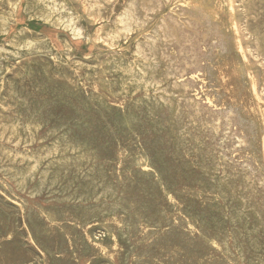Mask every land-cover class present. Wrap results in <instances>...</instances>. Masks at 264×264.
I'll use <instances>...</instances> for the list:
<instances>
[{
    "label": "rangeland",
    "instance_id": "obj_1",
    "mask_svg": "<svg viewBox=\"0 0 264 264\" xmlns=\"http://www.w3.org/2000/svg\"><path fill=\"white\" fill-rule=\"evenodd\" d=\"M4 1H5V3H4ZM49 1H50V3H49ZM56 1H57V3H55ZM60 1L61 0H18V1H15V0L14 1L13 0H3L2 1V0H0V3L1 2L3 3V4L2 3L0 4V23L2 24V25L0 24V35H1L0 36V50H2L0 52V68H1V70H0V75H1L0 76V82L2 81L0 84V114L2 113L1 115L3 116V117L0 116V128H1L0 131L2 130L0 132V138L2 137L1 138L2 140L0 139V152H1L0 156H2V157H0L1 158L0 159V163H1L0 164V166H1L0 167V179L2 178L0 180L1 181L0 182L1 183L0 184V234H1L0 235V237H1L0 238V264H14V263L15 264H28V262H29V264H98V263L99 264H107V263L108 264H141V263L142 264H165V263L166 264H170V263L171 264H187V263L188 264H193V263L194 264H225V263L226 264H233L234 263L235 264V262H236V264H240V263L241 264H264V231H263L264 230V226H263L264 225V223H263L264 222V203H263L264 202V199H263L264 198L263 197L264 196L263 195L264 194V192H263L264 191V183H263L264 182V179H263L264 178V165H263L264 164V139L262 137V136H264L263 135L264 134L263 133L264 132V56H263L264 55V38H263L264 37V0H246V1L245 0H227L228 2L226 0H188V1L187 0H180V1L179 0H165V1L164 0H152L151 2H150V0H139V1L138 0H124V1L123 0H116L117 2H115L114 0H112V1L109 0L108 2H104V3H103V1H107V0H100V1L95 0V2H94V3H96V4H94L95 9L93 8V5H92L93 4L92 2L94 0L93 1H91V0H89V1L88 0H78V1L77 0H63V2L61 1L62 3ZM125 1H127V3H125ZM10 2H12V3L14 2V4H16V5H14V4L12 5V3H10ZM82 2H84V3H82ZM88 2L91 3L92 8L89 7L90 3H88ZM226 2H227V4H226ZM17 3H19L18 6H17ZM42 3H44V4H42ZM106 3H109V4H106ZM113 3H115V4H113ZM124 3H125V5H124ZM60 4H61V6H60ZM64 4H65V6H64ZM81 4H83V5H81ZM97 4L99 6H97ZM22 5H23V7H22ZM86 5H88V6L86 7ZM261 5H263V6H261ZM50 6H52V7H50ZM54 6H55V8H54ZM63 6L65 7L66 10L64 9ZM66 6H67V8H66ZM73 6H74V8H73ZM96 6L98 7V9H96L97 8ZM127 6L129 7L128 10L126 9V8H128ZM48 7H50V9ZM71 7L75 10V12L73 11V9ZM103 7L104 8L106 7V9L107 8L108 9L104 10ZM156 7H158V8H156ZM61 8H63L64 10ZM124 8L127 10V12H125ZM43 9H45V10H43ZM70 9H72V11ZM89 9H91V10H89ZM102 9H103V11H102ZM94 10H96V11L99 10V11L95 12ZM129 10H130V12H129ZM65 11H67V12H65ZM83 11H85L87 13L89 12L90 14H86L85 12L83 13ZM132 12H133V14H132ZM173 12L174 13L176 12L175 15L177 17H179L178 19L174 15ZM124 13H125V15H124ZM129 13L132 14L133 16H131ZM12 14H13V16H12ZM56 14H58V15L56 16ZM84 14H86V15H84ZM97 14H98V16H96ZM107 14H108V16H107ZM118 14H120V15H118ZM59 15L62 17H60ZM99 15H100V17H99ZM250 15H251V17H250ZM122 16H123V19H122ZM181 16L184 18H182ZM248 16H249V18H248ZM6 17L7 18L9 17V18L7 19ZM114 17H117V19L116 18L114 19ZM130 17H133L134 19L130 18ZM190 17H192V18H190ZM96 18H97V20H96ZM124 18H125V20L128 18L130 20L128 19L125 21ZM187 18H189V19H187ZM63 19L64 20L66 19V21H64ZM70 19L74 20L75 23L73 21H71ZM121 19H122L123 23L121 22ZM1 20H2V22H1ZM114 20L116 22L118 21V23H116ZM42 21H43V23H42ZM70 21L73 23H71ZM109 21L110 22L113 21V24H112V22L109 23ZM119 22L121 24H119ZM197 22H199V23H197ZM233 22L236 24L238 33L242 39L241 49L237 48L235 46V44H233L234 41H232V39H233L232 36L234 33ZM9 23H11V24H9ZM70 23L73 26L70 25ZM126 23H127V25L125 28ZM129 23L131 24V27L128 26ZM68 24L70 25L69 27H68ZM142 24H143V26H140ZM182 24H183V26H182ZM44 25H45V27H43ZM82 25H84V26H82ZM120 25H122V26H120ZM76 26L78 29H76ZM127 26H128V28H127ZM137 26L140 29H137L138 28ZM84 27H85V30H84ZM113 27L114 28L116 27L117 29L115 28V30H114ZM141 27H142V29H141ZM5 28H7V29H5ZM68 28H70V29H68ZM81 28H82V30H81ZM120 28H121V31H119ZM71 29H74V30H71ZM104 29H105V31H104ZM128 29H131V31ZM22 30H23V32H20ZM64 30H66V31H64ZM76 30H78V31H76ZM97 30H98V32H96ZM122 30H124L125 33L122 32ZM29 31H31V32H29ZM71 31H73L72 35L70 33ZM93 31H94V33H93ZM108 31H110V32H108ZM126 31H129V32L127 33ZM150 31H151V33H150ZM173 31H174L175 35L173 34ZM24 32H26L27 34ZM105 32L108 34H106ZM131 32H133V33H131ZM139 32H140V34H139ZM30 33H32V34H30ZM84 33H86V34H84ZM92 33L95 35H93ZM153 33H154V35H153ZM25 34H26V36H25ZM98 34H99L100 39L98 37ZM118 34H119V36H118ZM13 35L14 36L16 35V36L12 37ZM78 35L82 39H80V37ZM107 35L108 36L111 35V36L107 37ZM39 36L42 39H40ZM95 36H97V37H95ZM115 36H116V39H115L116 41L114 40ZM123 36L126 38H124ZM143 36H145V37H143ZM148 36H153V37H150L151 39H149ZM24 37H26V38H24ZM30 37L31 38L33 37L32 38V40H34L33 42L30 39ZM146 38H148V39H146ZM153 38H155V39H153ZM111 39H112V41L113 40L114 41L112 42ZM142 39H143V41H142ZM164 39H166V40H164ZM7 41H9V42H7ZM65 41L68 42L67 44L70 45V48L68 47L69 52H68L67 44L64 43ZM75 41H77V42H75ZM85 41H86V44H85ZM151 41L153 43H151ZM74 42H75V44H74ZM101 42H102V44H101ZM136 42L138 43V45ZM149 42L151 43V45ZM166 42H167V44H166ZM31 43H33V44H31ZM141 43L144 45L143 47H142ZM6 44L9 46H7ZM63 45H64V48H63ZM110 45H113V46H110ZM148 45H150V47H148ZM153 45H154V48H153ZM160 45L162 46V48ZM32 46H34V47H32ZM94 46H97V48H95ZM128 46H129V48H128ZM145 46H147V48ZM170 46H171V48H170ZM136 47L138 49H136ZM235 47L237 49H235ZM20 48H21V50H20ZM22 48H24V50ZM98 48H100V49H98ZM109 48H110V50H109ZM119 48H122L123 50L122 49L119 50ZM31 49H32V51L34 49V51L32 52ZM163 49L166 51H164ZM41 50H42V52H41ZM136 50H138V51H136ZM144 50H146V52ZM170 50H172V51H170ZM139 51H140V53H139ZM154 51L156 52V55H155ZM9 52H12L13 54L9 53ZM133 52L135 53V55L133 54ZM150 52L153 53L154 55L152 54L150 56L149 55V54H151ZM180 53H181V55H180ZM40 54L45 55V57L47 59L50 57L48 59L49 61H47V59L43 55H40ZM65 54H66V56H65ZM69 54H71V55H69ZM34 55H36V56H34ZM142 55L144 57L146 56L145 57L146 59L148 57L147 61L145 58H144L145 62L142 60V58H139ZM166 55H167V57H165ZM41 56H43L44 58ZM152 56H153V59H152L153 61L151 60ZM177 56H179V57H177ZM12 57H13V60H12ZM22 57L24 60L23 59L21 60ZM55 57H57V58H55ZM17 58H20V59H17ZM135 58H136V60H135ZM154 58H156V60ZM165 58H168V59H165ZM4 59H6V60H4ZM71 59H73V60H71ZM74 59H76V60H74ZM178 59L181 60V62ZM190 59H191V61H189ZM26 60L27 61L32 60V61L27 62ZM34 60L36 62H34ZM78 60H80V61H78ZM120 60H121V62H120ZM133 60H134V64H133ZM74 61H75V63H74ZM170 61L172 63L169 65L168 63H170ZM57 62H58V65L56 64ZM85 62H86V64L84 65ZM126 62H129V63H126ZM135 62H138V65ZM153 62L156 64H153ZM182 62L184 64V67H183ZM27 63L30 65H28ZM62 63H64V64H62ZM109 63H111V64H109ZM165 63H167V64H165ZM75 64L77 65V67ZM79 64H81L80 65L81 68L79 67ZM92 64L95 65L94 66L95 68L93 67ZM100 64H102L104 67L101 66ZM17 65H19L20 67ZM64 65H67V67ZM90 65H91V67H90ZM133 65H134V67H133ZM152 65H153V67H152ZM154 65H155V67H154ZM84 66H86V67H84ZM106 66H108V67H106ZM3 67H5V69ZM35 67H36V69L38 68L36 71L34 70ZM39 67H40V69H39ZM45 67H47V69ZM137 67H140V68H137ZM165 67L166 68L168 67V68L166 69ZM176 67H178L179 69L178 68L176 69ZM9 68H10V70H9ZM42 68L43 69L45 68V69L43 70ZM53 68H55V69H53ZM103 68H105V69H103ZM171 68H172V70H171ZM182 68H183V70H182ZM15 69H17V71ZM60 69L62 71H59ZM139 69H141L142 71ZM109 70L111 73L108 72ZM66 71H68V72H66ZM140 71L143 73V75ZM169 71H171V73ZM173 71H175V72L173 73ZM180 71H182L181 75H180ZM49 72L50 73L52 72L53 75L50 74ZM164 72L166 73L167 77H169L168 79H166V75ZM83 73H84V75H83ZM114 73H116V74H114ZM129 73L131 76L129 75ZM138 73H140V74H138ZM153 73H154V75H153ZM177 73H178V75H177ZM54 74H56V75H54ZM109 74H111L113 77ZM126 74H127V77L125 76ZM172 74L175 77H173ZM48 75H49V77H48ZM50 75H51V78H50ZM62 75H64V76H62ZM10 76H11V79L9 78ZM77 76H78V78H77ZM122 76L123 77L125 76L126 78L125 77L123 78ZM154 76L156 77V79ZM15 77H16V80H14ZM114 77H115V79H113ZM128 77L132 78L133 80L131 79L132 80L131 81ZM171 77L175 82L171 79ZM179 77H180V81H179ZM52 78H53V81H52ZM138 78H140L139 79L140 81L138 80ZM119 79L121 81H119ZM55 80H57L59 82H56ZM67 80H68V83H67ZM73 80H75L76 83L73 82ZM112 80H114V81H112ZM123 80L124 81L126 80V81L124 82ZM143 80H145V81H143ZM151 80H153V81H151ZM155 80H157V81H155ZM159 80H160V82H159ZM16 81H17V83H16ZM171 81H173V82H171ZM20 82L24 83V84L22 83L23 86L21 85ZM30 82H32V83L28 84ZM92 82H93V84H92ZM94 82L96 84L98 82L99 84L95 85ZM132 82L135 84V86ZM140 82H141V84H140ZM183 82L186 84L184 85ZM121 83H123V84H121ZM125 83L128 85V88H127V85H125ZM130 83L132 85H130ZM172 83H174V84L176 83L175 86L178 89H176L174 87L171 88V86L174 85V84L172 85ZM181 83L183 84V86L180 85ZM6 84H8V85L6 86ZM62 84H64V85H62ZM67 84H69V85H67ZM105 84L107 86H105ZM113 85H115L116 87L115 86L113 87ZM141 85L143 86V88L141 87ZM156 85H158V86H156ZM169 85H171V86H169ZM97 86H99V87L96 88ZM121 86H122V88H121ZM249 86H251V87H249ZM7 88H8V90H7ZM33 88H34V90H33ZM134 88H135V90H134ZM136 88L139 91H136ZM76 89H78V90H76ZM152 89L154 90L155 93L152 92L153 91ZM179 89H180V91H179ZM188 89H190V90H188ZM253 89H254V91H253ZM120 90H123V91L125 90V91L123 93V91H120ZM155 90H157V93ZM2 91L6 94H4ZM31 91L33 92L32 93L33 95L31 94ZM96 91L102 92L103 94L99 93V92L97 93ZM133 92H136V93L134 94ZM158 92H159V94H158ZM116 93H117V95H116ZM163 93H165V94H163ZM40 94H41V96H40ZM166 94H168V95H166ZM171 94H174V95L169 96ZM23 95H24V97H23ZM126 95H128V96H126ZM145 95L147 96L146 98L148 100H145L146 99ZM156 95H158V96H156ZM187 95H188V97L185 98V96H187ZM37 96H39V97H37ZM47 96L49 99H47ZM116 96L120 97V98H117ZM142 96H144V97H142ZM160 96H161L160 99H162V100L159 99ZM193 96H194V98H193ZM124 97H126V98L124 99ZM172 97L173 98L175 97V98L173 99ZM179 97H182L183 99L179 98ZM60 98H61V100H60ZM130 98H131V100H130ZM166 98L168 100H166ZM178 98L181 100H179ZM39 99H41V100H39ZM73 99H74V101H73ZM90 99L93 102H90L91 101ZM186 99H187V101H186ZM26 100H28V101H26ZM104 100H106V101H104ZM189 100H191L192 102ZM180 101H182L183 104H182V102L180 103ZM184 101L186 103H184ZM206 101H207V103H205ZM7 102L12 103V104H9ZM45 103H47V104H45ZM193 103H196L199 105H196ZM19 104H20V106H19ZM99 104H101V105H99ZM151 104H152V106H151ZM8 105H9V107H8ZM15 105H17L18 107ZM143 105H145V106H143ZM169 105H170V108H172V110L174 108L173 111L169 108ZM192 105H194L196 108ZM44 106H45L44 109H46V110L43 109ZM164 106L166 107V111H165ZM176 106H179L180 108H178ZM115 107L118 108V110ZM140 107H142V108H140ZM77 109L80 112H78ZM113 109H115V110H113ZM119 109H120L121 113H120ZM138 109H139V111H138ZM155 109H156V111H155ZM183 109H186V110L184 111ZM177 110L178 111L181 110V111L178 112ZM196 111H198V112H196ZM13 112H14V114H13ZM176 113H179L177 115H180V113H181V115L176 116ZM196 113H197V115H196ZM198 113H199V116H198ZM229 113H231L230 116H228ZM5 114H7V115L5 116ZM156 114H158V115H156ZM172 114H174L175 116L173 117ZM184 114L186 116H184ZM187 114H189V115H187ZM151 115H152V117H151ZM7 116H9V117L7 118ZM25 116H26V118H25ZM28 116L30 118H28ZM36 116H37V118H36ZM130 116H132V117H130ZM182 116H184V117L181 118ZM20 117H22V118H20ZM172 117L176 118V119H171ZM185 117L188 118V120L191 119L192 121L191 120L187 121V119ZM198 117H199L200 121H198ZM216 117H217L218 121L216 120ZM11 118H12V120H11ZM78 118H79V120H77ZM194 118H197V119H194ZM224 118H225V120H224ZM4 119L6 120V122ZM8 119H10V120H8ZM33 119H34V121H33ZM157 119H159V120L157 121ZM170 119L172 120V122ZM108 120H109V122H108ZM226 120L229 121V123ZM10 121H12L13 123ZM18 121H20L21 123ZM183 121H185V123ZM186 121H187V123H186ZM15 122H16V124H15ZM29 122H30V124H29ZM38 122H40V123H38ZM168 122H170V123L168 124ZM182 122H183V124H182ZM207 123H210V124L208 125ZM17 124L20 125V127ZM21 124H22V126H21ZM153 124H155V125L153 126ZM161 124H164V126ZM166 124H167V126H166ZM177 125H179V127H180V128L178 127L179 129L177 128ZM184 125H185V130H184ZM11 126L14 128H11ZM35 126H38V127H35ZM83 126H84V128H82ZM39 127H40V129H39ZM187 127H189V128H187ZM224 127L227 129V131H225L226 129ZM227 127H229V128H227ZM170 128H171V131L173 133L170 131ZM186 128H187L188 132L186 131ZM211 128L213 131L211 130ZM3 129H5V130L7 129L6 130L7 135L5 133V130H3ZM218 129H219V131H217ZM10 130L12 131L11 133H9ZM58 130L59 131L62 130V131L59 132ZM164 130H166V131H164ZM198 130H199V135L197 134ZM200 130H202V131H200ZM15 131H17V132H15ZM183 131H185V132H183ZM180 132H181V134H180ZM203 132L205 135L203 134ZM215 132H216V136H215ZM224 132L225 133L227 132V133L225 134ZM13 133L17 134V138H16V134L14 135ZM29 133L31 134V136H29L30 135ZM36 133H38V134H36ZM45 133H46V135H45ZM192 133L194 134V137L191 138L190 135H193ZM206 133L208 135H206ZM222 133H224V135ZM19 134L22 137H19ZM171 134L173 136H171ZM178 134H179V136H178ZM185 134H187V136H185ZM5 135H6V137H4ZM78 135H80V136H78ZM219 136H220V139L218 138ZM32 137H35V138H32ZM50 137H51V139H50ZM212 137H214V138H212ZM210 138H212L214 141H212ZM4 139H6V140H4ZM19 139H21L22 141L20 140V142H19ZM38 139H40V140H38ZM85 139H86L85 143L87 142L86 144L83 143L84 142L83 140H85ZM238 139H240V141H237ZM9 140H12V141H9ZM29 140H30V142H29ZM233 140L235 143L233 142ZM13 141L16 144L18 143V146ZM37 141H39V143ZM52 141H54L55 145ZM57 141H58V143H57ZM208 141H210V142H208ZM224 141H226V142L230 141V142H229V144L228 143L223 144L222 142H224ZM6 142H8V143H6ZM32 142H33V144H32ZM181 142H183V143H181ZM240 142L243 143V146H244V144L246 146L243 147ZM137 143H139V144H137ZM218 143L220 146L218 145ZM260 143H262V144L260 145ZM62 144L64 147H60V146H62ZM100 144H102V145L100 146ZM104 144H105V146H104ZM200 144H201L202 149L200 147ZM202 144H204V146L205 145L206 146L204 147ZM215 144L218 148L215 146ZM234 144H236V145H234ZM68 145H70V146H68ZM188 145H190V146H188ZM237 145H239V146H237ZM175 146H176V148H175ZM233 146L236 148H234ZM3 147H5V148H3ZM46 147L48 150L46 149ZM58 147L64 148L65 150L60 149ZM114 147H116L115 150H114ZM187 147H188V149H187ZM230 147H231V150H230ZM71 148L72 149L74 148L73 151ZM98 148H99V150H98ZM8 149H9V152H7ZM54 149H55V151H54ZM94 149H96V152L94 151ZM106 149H109V150H106ZM186 149L189 151H187ZM32 150H33V152H32ZM36 150H37V152H36ZM45 150H46L47 154H46ZM52 150H53V152H52ZM66 150H68V151H66ZM76 150L78 152L77 154H75ZM208 150H209V152H207ZM2 151H4L3 154H2ZM34 151L36 153H34ZM59 151H61V152H59ZM133 151H135V152H133ZM201 151L205 154H203ZM228 151L229 152L232 151V152L229 153ZM14 152H15V154H14ZM17 152H18V155H17ZM19 152H21V153H19ZM48 152L51 154L53 153V154L51 155ZM70 152H72L71 154H73V155H70ZM179 152H181V153H179ZM28 153H30V154H28ZM37 153H39L42 156H40ZM60 153H61V155H60ZM133 153L134 154L136 153V154L132 155ZM36 154L39 155L40 158H39V156L36 158L35 157V156H37ZM198 154H199V156H198ZM206 154H208V155H206ZM9 155H10V157L11 156L12 157L8 158ZM32 155H35V156L32 157ZM96 155H97V157H94ZM217 155H218V157H217ZM5 156H8V157H5ZM46 156H47V158H46ZM49 156H50V158H49ZM226 156L228 158H226ZM74 157H75V159H74ZM118 157H120L121 159L123 158L122 161L120 158L117 159ZM174 157L177 160L174 159ZM115 158H116V160H115ZM223 158H224V161L222 163L220 161H222ZM5 159H7V161ZM36 159H38L39 162ZM141 159H142V162L140 161ZM171 159H172V161H171ZM204 159H206V160H204ZM8 160L11 162H9ZM49 160H50V162H48ZM72 160H74V161H72ZM76 160H77V162H76ZM98 160L99 161L101 160V161L98 162ZM200 160L202 162H199ZM207 160H208V162H207ZM12 161L14 163H12ZM20 161H22V162H20ZM78 161H80L82 163H80ZM143 161H145V163ZM228 161H229V163H228ZM65 162H68V163H65ZM75 162H76V164H75ZM120 162H122V163L120 164ZM29 163H31V164H29ZM96 163H98V164H96ZM114 163L117 165H115ZM190 163H191V167H190ZM192 163L194 164L193 167H192V165H193ZM198 163H199V165H198ZM200 163H201V165H200ZM205 163H207V164H205ZM225 163L228 164L227 167L225 166L226 165ZM235 163H236V165H234ZM19 164H21V165H19ZM53 164H54V166H53ZM70 164L72 166H70ZM93 164H95V165H93ZM133 164L134 165L136 164L135 166H137V165L138 166L135 167V166H133ZM204 164H205V166H204ZM97 165L98 166L102 165L99 168V171H97L98 173L96 172V170H98ZM122 165H126V166H124V168H123ZM232 165H234L233 170H232ZM244 165L245 166L247 165V167H245ZM33 166H34V168H33ZM48 166L49 167L52 166L51 167L52 169H50ZM57 166H59L60 168ZM64 166H65V168H66V166L68 168L62 169V167L64 168ZM69 166L72 167V169H70ZM148 166H149V168H148ZM201 166H202V168H199ZM215 166H218V167H216L217 170H216ZM53 167H54V169H55V167H57V168L54 170ZM77 167H78V169H77ZM73 168H74V170H73ZM91 168H92L93 172L91 171ZM129 168H130V170H129ZM145 168H146V170H145ZM230 168H231V170H230ZM239 168H241V169H239ZM11 169L13 170V172ZM32 169H33V172H32ZM57 169L59 170V172L62 170L60 172V174H57V173H59ZM106 169H108V170H106ZM122 169H124V170H122ZM201 170H202V172H201ZM222 170L224 173L222 172ZM48 171H50V172H48ZM114 171H116V172H114ZM124 171L127 173H124ZM232 171L235 174H232ZM34 172L36 175L34 174ZM54 172H56V173H54ZM65 172H66V174H64ZM103 172L106 173V176L104 175L105 173H103ZM108 172H109V176H107ZM189 172H190V174H189ZM8 173H9V175H8ZM10 173H13L12 176L14 175V177L10 176L11 175ZM14 173H16V174H14ZM76 173H77V175H76ZM118 173L121 176H119ZM211 173H212V175H211ZM48 174H49V176H47ZM85 174H89V175H85ZM94 174H95V177H93ZM112 174H113V176H112ZM50 175L51 176L54 175V176L51 177ZM249 175L252 177H250ZM18 176H19V178H18ZM34 176H35V178H34ZM55 176L58 178H56ZM59 176H60V178H59ZM79 176L81 177L80 179H79ZM86 176H87V178H85ZM97 176H99V177H97ZM111 176L114 178H112ZM218 176H219V178L220 177L221 178L219 179ZM234 176H236V178ZM6 177H7V179H6ZM61 177L62 178L64 177V178L62 179ZM67 177L69 178L68 182H66V180L68 179ZM70 177H72V178H70ZM91 177H93V178L91 179ZM100 177L105 178V179L102 180ZM108 177L109 178L111 177L112 179L110 178V181H109ZM258 177L260 179L263 177L262 178L263 180L262 179L260 180ZM43 178H45L44 181H43ZM55 178H56V182L58 181L57 183L55 182ZM94 178H96V179H94ZM99 178L101 179V181ZM134 178H135V180H134ZM245 178H248V179H245ZM59 179H60V181H59ZM113 179H116L115 182ZM39 180H41V181H39ZM48 180L49 181L51 180L52 182L51 181L49 182ZM85 180H87V181H85ZM126 180H128V181H126ZM178 180H181V181H178ZM221 180H222V182H221ZM248 180L250 182H248ZM256 180H257V182H256ZM12 181H14V182H12ZM18 181L20 182V184ZM42 181L45 184L44 186H43ZM61 181L63 183L65 182L64 184L66 186L64 184H62ZM71 181H72L73 185L70 183ZM105 181H107V182H105ZM123 181H125V183ZM161 181H162V183H161ZM259 181L262 184H260ZM45 182H47V183H45ZM94 182L96 184L93 186L92 184H94ZM181 182H182V184H181ZM218 182H219V184H218ZM13 183L16 187L12 186ZM15 183H17V184H15ZM23 183L25 185H23ZM98 183L100 184V186L103 184V187L105 185L107 188L110 187L108 189L107 196L105 195L107 189H105V187L103 188L101 186V188H102V190H101ZM55 184H56V186H55ZM238 184H240V185H238ZM253 184L255 187L253 186ZM70 185H71V187H70ZM77 185H79V186H77ZM156 185L158 188L155 187ZM249 185H251L250 186L251 188L249 187L250 189L248 188ZM17 186H19V187L17 188ZM122 186H124V187L126 186V189ZM182 186L184 187V189ZM42 187H45L44 188L45 190ZM63 187H65V189H67L68 192ZM84 187H85V189H84ZM144 187H146V188H144ZM176 187H177V189H176ZM80 188H82V189H80ZM96 188H97V190H96ZM202 188H203V190H202ZM211 188H213V189H211ZM16 189H17V191H16ZM19 189H20V191H19ZM70 189H72V191ZM77 189H78V191L80 189V191L83 190L84 192L83 191H82L83 193L80 191L76 192ZM111 189L113 192L111 191ZM235 189H237V190H235ZM36 190H37V192H36ZM94 190H96V191H94ZM109 190L111 191V193ZM121 190H123V191H121ZM127 190L130 193H128ZM130 190L133 191V193ZM153 190H154V192H153ZM212 190H213V192H212ZM238 190H239V192H237ZM63 191H65V193H63ZM87 191L89 193H87ZM102 191L103 192L105 191V193L101 194V193H103ZM206 191H207V193H206ZM234 191L236 192V194ZM73 192H74V194H73ZM178 192H179V195H178ZM186 192H187V196H185ZM199 192L201 195L199 194ZM262 192H263V194H262ZM50 193L52 195L56 194L57 196L56 195L50 196ZM86 193H87V195H86ZM163 193H166V194H163ZM181 193H182V195H181ZM192 193H194L195 195ZM213 193H215V194H213ZM44 194H46V195H44ZM83 194L85 195L86 199L84 196H82ZM175 194H176V196H175ZM256 194H257V196H256ZM69 195H71L72 197L74 196V198L72 199V197L71 196L69 197ZM80 195L82 196V198L80 197ZM131 195H133L132 199H130ZM191 195H193V196L190 199ZM196 195H197V197H196ZM205 195H207V196H205ZM33 196H35V197H33ZM124 196L126 198L128 196V198L126 199V198H124ZM139 196H140V198H139ZM237 196H239V197H237ZM67 197H68V199H67ZM98 197L101 199H99ZM157 197H158V199H157ZM214 197H215V199H214ZM18 198H19V200H18ZM93 198H94V200H93ZM120 198H122L123 200ZM202 198H203V200H202ZM204 198H206L207 200L206 199L204 200ZM45 199H48V201ZM170 199L173 202H171ZM237 199L241 200V201H237ZM5 200H6V202H5ZM15 200H16V202H15ZM51 200H53V201H51ZM118 200H122L123 203H122V201H118ZM128 200H129V202H128L129 205L126 204ZM176 200H179V201H176ZM261 200H262V202H261ZM64 201L66 203H64ZM78 201H80V202H78ZM88 201H90V202H88ZM157 201H158V203H157ZM102 202H105V203H102ZM119 202L123 206L125 205L126 207L125 206L123 207ZM132 202L135 203L134 204L135 206L132 205L133 204ZM199 202H201V203H199ZM203 202H205V203H203ZM211 202H213V203L211 204ZM222 202H224L225 204ZM18 203L20 205H18ZM81 203H83V204H81ZM94 203H95V205H94ZM118 203L120 204V206ZM202 203L205 206H203ZM260 203L261 204L263 203L262 204L263 206ZM37 204H38V206H37ZM98 204H100V205H98ZM168 204H170V205H168ZM241 204H242V206H241ZM195 205L197 208L195 207ZM95 206H96V208H95ZM103 206H104V208H103ZM178 206H181V207H178ZM49 207L54 209V210H52V209L49 210L50 209ZM41 208L44 210V212H41V211H43V210H41ZM97 208H99V210ZM109 208H111V209H109ZM88 209H90V210H88ZM101 209H104L103 211H105V210L106 211L103 212V211H101ZM128 209L131 211L129 212ZM141 209H142V211H141ZM248 209H250V210L248 211ZM47 210L50 211V213ZM57 210L60 213H57ZM76 210H77V212H76ZM134 210H136V213ZM137 210H139V211H137ZM144 210H146L148 212H146ZM176 210H178V211H176ZM185 210H186V212H185ZM54 211H56V212H54ZM82 211L83 212L86 211L85 212L86 215L83 214ZM88 211H89V214H88ZM115 211L116 212L118 211V212L115 214ZM221 211H222V213H220ZM244 211L245 212L248 211V212L245 213ZM45 212H47L48 214L46 213V215H45L44 214ZM139 212H141L140 213L141 215L139 214ZM198 212H200V213H198ZM255 212L257 214H254ZM76 213H78V214L76 215ZM90 213H91V215H93V214L94 215L91 216ZM131 213L132 214L135 213V214L130 215ZM142 213L144 215L145 214L146 215L144 216ZM160 213L161 214L164 213L163 216L160 215ZM240 213H241V215H240ZM100 214H102V215H100ZM120 214H121V217L119 216ZM165 214H167L168 216ZM55 215H57V216L62 215V217L60 216L61 218L60 217L54 218ZM63 215H65V216H63ZM106 215L108 217L109 216L110 217L108 218ZM174 215H175V217H174ZM48 216H50V217H48ZM88 216H91L92 218L89 217L90 218L89 219ZM94 216H96V217H94ZM111 216H112V218H111ZM129 216H130V218H129ZM131 216H132V218H131ZM136 216H138V217L136 218ZM139 216H141V217H139ZM182 216L185 218H183ZM256 216L258 217L257 219H255ZM72 217L75 219L76 222L74 221V219H72ZM86 217L88 220V224L86 223ZM124 217H126V218H124ZM138 218H140V219L138 220ZM45 219H46V221L48 219L49 220L46 222ZM104 219H106V220H104ZM121 219H122V221H121ZM1 220H3V221H1ZM58 220L60 222H58ZM64 220H65V222H64ZM67 220H68V223H67ZM103 220H104V222H103ZM107 220H109V221H107ZM113 220H115L116 222ZM135 220H136V222H135ZM147 220L149 222L144 223ZM152 220H154V222ZM175 220H176V222H174ZM257 220L259 221V223L260 222L261 223L259 224ZM140 221H141V223H140ZM162 221H165L166 224H165V222H162ZM179 221L182 223H180ZM42 222L44 224H42ZM51 222L53 224H51ZM80 222H82V224ZM137 222H138V224H137ZM188 222H190V223H188ZM83 223H85L84 226H83ZM100 223H102L103 225ZM126 223H129V224H126ZM173 223H174V225H173ZM193 223H194V226H193ZM130 224H132V225H130ZM134 224H135V226H133ZM258 224H259V226L262 225L263 227L262 226L259 227ZM121 225H122V227H121ZM136 225H140V226H136ZM157 225H160V226H157ZM23 226H24V228H23ZM93 226H95L96 228ZM119 226L121 227V229ZM170 226H173V227H170ZM195 226H196V229H195ZM257 226H258V229H257ZM99 227H100V229H98ZM108 227L111 229H109ZM142 227L144 229H142ZM181 227H183V228H181ZM9 228H10V230H9ZM59 228H61V229H59ZM151 228H154L155 230L154 229L151 230ZM203 228H205V229H203ZM259 228L261 230H259ZM72 229H74L75 231ZM77 229L79 231H77ZM90 229L92 231H90ZM129 229H133V230H130L131 232H128ZM255 229H256V231H255ZM48 230H50V231H48ZM134 230H136L137 232ZM138 231H139V234H138ZM154 231H155V233H154ZM191 231H192V233H191ZM53 232H54V234H53ZM69 232H70V234H69ZM117 232H119V233H117ZM135 232H136V234H135ZM147 232H148V234H147ZM78 233H80L82 236L80 234H79L80 235L79 236ZM115 233H117V234H115ZM199 233H201V234H199ZM64 234H68L70 238L68 237V235H64ZM119 234H120V236H119ZM168 234H169V236H167ZM191 234H193V235H191ZM160 235H162V236H160ZM84 236H85V239H84ZM162 237L165 239H163ZM229 237H230V239H229ZM110 239H111V241H110ZM161 239H163V240H161ZM116 240H117V242H116ZM133 240H137V241H133ZM140 240H142V241H140ZM145 240H147V241H145ZM166 240H168L167 243H166ZM46 241H47V243H46ZM128 241H130L131 243ZM164 241L166 244L164 243ZM157 242H159V243H157ZM132 244H134V245H132ZM136 244H138V245H136ZM78 245H81V247ZM118 246H120V247H118ZM169 247L171 250L169 249ZM91 248H92V251L90 250ZM174 249H175V251H174ZM229 249H230V251H229ZM19 250H21V251L24 250V251L20 252ZM93 250L95 252L97 251L99 254L97 252L95 253ZM119 250H121L122 253ZM135 250H136V252H135ZM147 250H149V251H147ZM24 252H26L27 254H25ZM20 253H21V255H19ZM131 254H132V256H131ZM148 254L151 256V258L149 257ZM6 255L9 257H7ZM68 256H69V258H68ZM155 256L156 257L158 256V257L155 259ZM165 257H166V259H165ZM172 257H174V258L172 259ZM141 258H142V260H141ZM230 258L233 259V261ZM131 259L132 260L134 259V260L132 261ZM164 259H165V261H164ZM1 260H2V262H1ZM147 261H150V263ZM209 261H210V263H209ZM231 261H232V263H231Z\"/></svg>",
    "mask_w": 264,
    "mask_h": 264
},
{
    "label": "bare ground",
    "instance_id": "obj_2",
    "mask_svg": "<svg viewBox=\"0 0 264 264\" xmlns=\"http://www.w3.org/2000/svg\"><path fill=\"white\" fill-rule=\"evenodd\" d=\"M2 1H3V0H2ZM13 1H14V0H13ZM15 1H18V0H15ZM61 1L63 2V0H61ZM61 1H60V2H61ZM77 1H78V0H77ZM88 1H89V0H88ZM91 1H93V0H91ZM99 1H100V0H99ZM108 1H109V0H107V1H103V3H104V2H108ZM111 1H112V0H111ZM114 1L117 2L116 0H114ZM123 1H124V0H123ZM138 1H139V0H138ZM151 1H152V0H150V2H151ZM164 1H165V0H164ZM179 1H180V0H179ZM187 1H188V0H187ZM187 1H186V2H187ZM226 1H227V0H226ZM245 1H246V0H245ZM42 2H43V1H42ZM53 2H54V1H53ZM60 2H59V3H60ZM62 2H61V3H62ZM94 2H95V0L92 2V3H93V4H92V5H93V8L95 7L94 4H96V3H94ZM96 2H97V1H96ZM130 2H131V1H130ZM130 2H129V3H130ZM136 2H137V1H136ZM166 2H167V1H166ZM166 2H165V3H166ZM227 2H228V1H227ZM227 2H226V4H227ZM258 2H259V1H258ZM1 3H2V2H1ZM1 3H0V4H1ZM4 3H5V1H4ZM10 3H12V2H10ZM15 3H16V2H15ZM27 3H28V2H27ZM44 3H45V2H44ZM44 3H42V4H44ZM49 3H50V1H49ZM55 3H57V1H56ZM82 3H84V2H82ZM88 3H90V2H88ZM125 3H127V1H125ZM125 3H124V5H125ZM133 3H134V2H133ZM147 3H148V2H147ZM173 3H174V2H173ZM173 3H172V4H173ZM229 3H230V2H229ZM2 4H3V3H2ZM13 4H14V2L12 3V5H13ZM18 4H19V3H17V6H18ZM39 4H40V3H39ZM86 4H87V3H86ZM100 4H101V3H100ZM106 4H109V3H106ZM113 4H115V3H113ZM130 4H131V3H130ZM143 4H144V3H143ZM148 4H149V3H148ZM162 4H163V3H162ZM168 4H169V3H168ZM172 4H171V5H172ZM224 4H225V3H224ZM14 5H16V4H14ZM62 5H63V4H62ZM66 5H67V4H66ZM79 5H80V4H79ZM81 5H83V4H81ZM110 5H111V4H110ZM131 5H132V4H131ZM240 5H241V4H240ZM4 6H5V5H4ZM28 6H29V5H28ZM60 6H61V4H60ZM64 6H65V4H64ZM64 6H63V7H64ZM68 6H69V5H68ZM87 6H88V5H86V7H87ZM97 6H99V5L97 4ZM97 6H96V7H97ZM103 6H104V5H103ZM107 6H108V5H107ZM107 6H106V7H107ZM128 6H129V5H128ZM128 6H127V7H128ZM132 6H133V5H132ZM145 6H146V5H145ZM145 6H144V7H145ZM167 6H168V5H167ZM261 6H263V5H261ZM1 7H2V6H1ZM22 7H23V5H22ZM50 7H52V6H50ZM50 7H48V8L50 9ZM56 7H57V6H56ZM89 7L92 8L91 3H90V6H89ZM89 7H88V8H89ZM101 7H102V6H101ZM106 7H105V8L103 7V9L105 10ZM123 7H124V6H123ZM130 7H131V6H130ZM179 7H180V6H179ZM5 8H6V7H5ZM26 8H27V7H26ZM54 8H55V6H54ZM66 8H67V6H66ZM71 8H72V7H71ZM73 8H74V6H73ZM73 8H72V9H73ZM77 8H78V7H77ZM120 8H121V7H120ZM156 8H158V7H156ZM184 8H185V7H184ZM204 8H205V7H204ZM39 9H40V8H39ZM61 9H63V8H61ZM64 9H65V7H64ZM64 9H63V10H64ZM72 9H70V10L72 11ZM94 9H95V8H94ZM96 9H98V7H97ZM99 9H100V8H99ZM103 9H102V11H103ZM107 9H108V8H107ZM107 9H106V10H107ZM126 9L128 10L129 7L126 8ZM126 9L124 8L125 12H127ZM130 9H131V8H130ZM149 9H150V8H149ZM175 9H176V8H175ZM175 9H174V10H175ZM205 9H206V8H205ZM226 9H227V8H226ZM253 9H254V8H253ZM21 10H22V9H21ZM26 10H27V9H26ZM43 10H45V9H43ZM54 10H55V9H54ZM63 10H62V11H63ZM65 10H66V9H65ZM87 10H88V9H87ZM89 10H91V9H89ZM111 10H112V9H111ZM111 10H110V11H111ZM113 10H114V9H113ZM132 10H133V9H132ZM230 10H231V9H230ZM249 10H250V9H249ZM1 11H2V10H1ZM9 11H10V10H9ZM9 11H8V12H9ZM12 11H13V10H12ZM23 11H24V10H23ZM51 11H52V10H51ZM57 11H58V10H57ZM73 11L75 12L74 9H73ZM94 11H95V12H98L99 10H97V11L94 10ZM121 11H122V10H121ZM175 11H176V10H175ZM231 11H232V10H231ZM231 11H230V12H231ZM15 12H16V11H15ZM32 12H33V11H32ZM38 12H39V11H38ZM48 12H49V11H48ZM65 12H67V11H65ZM65 12H64V13H65ZM84 12H85V11H83V13H84ZM100 12H101V11H100ZM100 12H99V13H100ZM129 12H130V10H129ZM152 12H153V11H152ZM227 12H228V11H227ZM242 12H243V11H242ZM2 13H3V12H2ZM2 13H1V14H2ZM85 13H86V14H90L89 12H88V13L85 12ZM92 13H93V12H92ZM102 13H103V12H102ZM102 13H101V14H102ZM104 13H105V12H104ZM112 13H113V12H112ZM173 13H174V12H173ZM173 13H172V14H173ZM175 13H176V12H175ZM175 13H174V15H175ZM10 14H11V13H10ZM46 14H47V13H46ZM59 14H60V13H59ZM76 14H77V13H76ZM86 14H84V15H86ZM94 14H95V13H94ZM114 14H115V13H114ZM120 14H121V13H120ZM120 14H118V15H120ZM122 14H123V13H122ZM129 14H130V13H129ZM132 14H133V12H132ZM132 14H130V15L133 16ZM178 14H179V13H178ZM248 14H249V13H248ZM2 15H3V14H2ZM57 15H58V14H56V16H57ZM71 15H72V14H71ZM91 15H92V14H91ZM118 15H117V16H118ZM124 15H125V13H124ZM232 15H233V14H232ZM243 15H244V14H243ZM5 16H6V15H5ZM12 16H13V14H12ZM48 16H49V15H48ZM59 16H60V15H59ZM69 16H70V15H69ZM80 16H81V15H80ZM96 16H98V14H97ZM101 16H102V15H101ZM107 16H108V14H107ZM175 16H176V15H175ZM54 17H55V16H54ZM60 17H62V16H60ZM67 17H68V16H67ZM74 17H75V16H74ZM78 17H79V16H78ZM86 17H87V16H86ZM88 17H89V16H88ZM93 17H94V16H93ZM99 17H100V15H99ZM104 17H105V16H104ZM125 17H126V16H125ZM151 17H152V16H151ZM176 17H177V16H176ZM181 17H182V16H181ZM181 17H180V18H181ZM250 17H251V15H250ZM6 18H7V17H6ZM8 18H9V17H8ZM8 18H7V19H8ZM28 18H29V17H28ZM64 18H65V17H64ZM101 18H102V17H101ZM105 18H106V17H105ZM115 18L117 19V17H114V19H115ZM119 18H120V17H119ZM130 18H133V17H130ZM135 18H136V17H135ZM178 18H179V17H177V19H178ZM182 18H184V17H182ZM190 18H192V17H190ZM201 18H202V17H201ZM248 18H249V16H248ZM1 19H2V18H1ZM4 19H5V18H4ZM30 19H31V18H30ZM50 19H51V18H50ZM60 19H61V18H60ZM72 19H73V18H72ZM87 19H88V18H87ZM107 19H108V18H107ZM122 19H123V16H122ZM122 19H121V22H122ZM128 19H129V18H128ZM128 19H126V20H128ZM133 19H134V18H133ZM187 19H189V18H187ZM193 19H194V18H193ZM193 19H192V20H193ZM2 20H3V19H2ZM2 20H1V22H2ZM10 20H11V19H10ZM35 20H36V19H35ZM41 20H42V19H41ZM56 20H57V19H56ZM63 20H64V19H63ZM70 20H71V19H70ZM96 20H97V18H96ZM96 20H95V21H96ZM103 20H104V19H103ZM109 20H110V19H109ZM124 20H125V18H124ZM126 20H125V21H126ZM129 20H130V19H129ZM228 20H229V19H228ZM5 21H6V20H5ZM11 21H12V20H11ZM58 21H59V20H58ZM64 21H66V19H65ZM71 21H73V22L75 23L74 20H71ZM71 21H70V22H71ZM114 21H115V20H114ZM125 21H124V22H125ZM134 21H135V20H134ZM170 21H171V20H170ZM177 21H178V20H177ZM195 21H196V20H195ZM60 22H61V21H60ZM68 22H69V21H68ZM73 22H71V23H73ZM76 22H77V21H76ZM78 22H79V21H78ZM91 22H92V21H91ZM91 22H90V23H91ZM111 22H112V24H113V21H111ZM111 22L109 21V23H111ZM115 22H116V21H115ZM115 22H114V23H115ZM42 23H43V21H42ZM62 23H63V22H62ZM66 23H67V22H66ZM66 23H65V24H66ZM71 23H70V25H72ZM109 23H108V24H109ZM116 23H118V21H117ZM122 23H123V22H122ZM136 23H137V22H136ZM136 23H135V24H136ZM141 23H142V22H141ZM185 23H186V22H185ZM197 23H199V22H197ZM247 23H248V22H247ZM0 24H1V23H0ZM9 24H11V23H9ZM46 24H47V23H46ZM77 24H78V23H77ZM92 24H93V23H92ZM119 24H121V23L119 22ZM151 24H152V23H151ZM167 24H168V23H167ZM230 24H231V23H230ZM1 25H2V24H1ZM70 25L68 24V27H69ZM79 25H80V24H79ZM79 25H78V26H79ZM85 25H86V24H85ZM93 25H94V24H93ZM104 25H105V24H104ZM122 25H123V24H122ZM122 25H120V26H122ZM126 25H127V23L125 24V28H126ZM133 25H134V24H133ZM5 26H6V25H5ZM63 26H64V25H63ZM72 26H73V25H72ZM82 26H84V25H82ZM112 26H113V25H112ZM128 26L131 27V24L129 23ZM128 26H127V28H128ZM134 26H135V25H134ZM138 26H139V25H138ZM138 26H137V27H138ZM140 26H143V24L140 25ZM168 26H169V25H168ZM175 26H176V25H175ZM182 26H183V24H182ZM201 26H202V25H201ZM43 27H45V25H44ZM60 27H61V26H60ZM99 27H100V26H99ZM123 27H124V26H123ZM130 27H129V28H130ZM137 27H136V28H137ZM62 28H63V27H62ZM65 28H66V27H65ZM97 28H98V27H97ZM102 28H103V27H102ZM109 28H110V27H109ZM113 28H114V27H113ZM115 28H116V27H115ZM115 28H114V30H115ZM125 28H124V29H125ZM171 28H172V27H171ZM5 29H7V28H5ZM57 29H58V28H57ZM68 29H70V28H68ZM74 29H75V28H74ZM74 29H71V30H74ZM76 29H78L77 26H76ZM105 29H106V28H105ZM105 29H104V31H105ZM116 29H117V28H116ZM118 29H119V28H118ZM133 29H134V28H133ZM137 29H140V28L138 27ZM141 29H142V27H141ZM81 30H82V28H81ZM84 30H85V27H84ZM102 30H103V29H102ZM128 30L131 31V29H128ZM231 30H232V29H231ZM16 31H17V30H16ZM64 31H66V30H64ZM76 31H78V30H76ZM76 31H75V32H76ZM100 31H101V30H100ZM119 31H121V28H120ZM165 31H166V30H165ZM199 31H200V30H199ZM233 31H234V33H233V36H232V37H233L232 41H234V43H233V42H232V43L235 44V46H236L237 48L241 49L242 39H241V37H240V35H239V33H238V30H237L236 24H235L234 22H233ZM18 32H19V31H18ZM20 32H23V30L20 31ZM29 32H31V31H29ZM67 32H68V31H67ZM72 32H73V31L70 32L71 35H72ZM96 32H98V30H97ZM96 32H95V33H96ZM108 32H110V31H108ZM122 32H124V30H122ZM126 32L128 33L129 31H126ZM1 33H2V32H1ZM6 33H7V32H6ZM6 33H5V34H6ZM24 33H26V32H24ZM93 33H94V31H93ZM93 33H92V34H93ZM103 33H104V32H103ZM105 33H106V32H105ZM111 33H112V32H111ZM124 33H125V32H124ZM131 33H133V32H131ZM131 33H130V34H131ZM150 33H151V31H150ZM155 33H156V32H155ZM18 34H19V33H18ZM26 34H27V33H26ZM26 34H25V36H26ZM30 34H32V33H30ZM84 34H86V33H84ZM106 34H108V33H106ZM139 34H140V32H139ZM163 34H164V33H163ZM173 34H174V31H173ZM22 35H23V34H22ZM39 35H40V34H39ZM55 35H56V34H55ZM75 35H76V34H75ZM88 35H89V34H88ZM93 35H95V34H93ZM96 35H97V34H96ZM104 35H105V34H104ZM111 35H112V34H111ZM111 35H109V36L107 35V37H110ZM114 35H115V34H114ZM114 35H113V36H114ZM122 35H123V34H122ZM122 35H121V36H122ZM149 35H150V34H149ZM151 35H152V34H151ZM153 35H154V33H153ZM155 35H156V34H155ZM168 35H169V34H168ZM174 35H175V34H174ZM0 36H1V35H0ZM15 36H16V35H15ZM15 36L13 35L12 37H15ZM19 36H20V35H19ZM29 36H30V35H29ZM56 36H57V35H56ZM68 36H69V35H68ZM78 36H79V35H78ZM105 36H106V35H105ZM113 36H112V37H113ZM118 36H119V34H118ZM121 36H120V37H121ZM128 36H129V35H128ZM128 36H127V37H128ZM224 36H225V35H224ZM247 36H248V35H247ZM42 37H43V36H42ZM59 37H60V36H59ZM61 37H62V36H61ZM79 37H80V36H79ZM88 37H89V36H88ZM95 37H97V36H95ZM98 37H99V34H98ZM123 37H124V36H123ZM133 37H134V36H133ZM133 37H132V38H133ZM143 37H145V36H143ZM150 37H153V36H148L149 39H151ZM154 37H155V36H154ZM9 38H10V37H9ZM24 38H26V37H24ZM32 38H33V37H32ZM32 38L30 37L31 40H32ZM39 38H40V36H39ZM63 38H64V37H63ZM77 38H78V37H77ZM83 38H84V37H83ZM118 38H119V37H118ZM124 38H126V37H124ZM148 38H146V39H148ZM155 38H156V37H155ZM155 38H153V39H155ZM171 38H172V37H171ZM263 38H264V37H263ZM11 39H12V38H11ZM28 39H29V38H28ZM37 39H38V38H37ZM37 39H36V40H37ZM40 39H42V38H40ZM45 39H46V38H45ZM45 39H44V40H45ZM69 39H70V38H69ZM73 39H74V38H73ZM80 39H82V38L80 37ZM80 39H79V40H80ZM91 39H92V38H91ZM93 39H94V38H93ZM99 39H100V37H99ZM103 39H104V38H103ZM105 39H106V38H105ZM115 39H116V36H115L114 40H115ZM119 39H120V38H119ZM156 39H157V38H156ZM161 39H162V38H161ZM175 39H176V38H175ZM36 40H35V41H36ZM74 40H75V39H74ZM83 40H84V39H83ZM114 40H113V41H114ZM120 40H121V39H120ZM123 40H124V39H123ZM139 40H140V39H139ZM139 40H138V41H139ZM164 40H166V39H164ZM22 41H23V40H22ZM28 41H29V40H28ZM28 41H27V42H28ZM33 41H34V40H32V42H33ZM40 41H41V40H40ZM90 41H91V40H90ZM99 41H100V40H99ZM102 41H103V40H102ZM106 41H107V40H106ZM111 41H112V39H111ZM113 41H112V42H113ZM115 41H116V40H115ZM129 41H130V40H129ZM142 41H143V39H142ZM152 41H153V40H152ZM152 41H151V43H153ZM7 42H9V41H7ZM43 42H44V41H43ZM60 42H61V41H60ZM75 42H77V41H75ZM75 42H74V44H75ZM83 42H84V41H83ZM88 42H89V41H88ZM103 42H104V41H103ZM109 42H110V41H109ZM140 42H141V41H140ZM18 43H19V42H18ZM21 43H22V42H21ZM25 43H26V42H25ZM64 43L67 44L68 42L65 41ZM98 43H99V42H98ZM105 43H106V42H105ZM130 43H131V42H130ZM136 43H137V42H136ZM144 43H145V42H144ZM146 43H147V42H146ZM149 43H150V42H149ZM151 43H150V45H151ZM158 43H159V42H158ZM158 43H157V44H158ZM160 43H161V42H160ZM4 44H5V43H4ZM31 44H33V43H31ZM45 44H46V43H45ZM60 44H61V43H60ZM66 44H65V45H66ZM85 44H86V41H85ZM101 44H102V42H101ZM122 44H123V43H122ZM141 44H142V43H141ZM166 44H167V42H166ZM6 45H7V44H6ZM13 45H14V44H13ZM36 45H37V44H36ZM137 45H138V43H137ZM150 45H148V47H150ZM2 46H3V45H2ZM7 46H9V45H7ZM14 46H15V45H14ZM25 46H26V45H25ZM38 46H39V45H38ZM79 46H80V45H79ZM104 46H105V45H104ZM107 46H108V45H107ZM110 46H113V45H110ZM116 46H117V45H116ZM139 46H140V45H139ZM143 46H144V45L142 44V47H143ZM160 46H161V45H160ZM27 47H28V46H27ZM32 47H34V46H32ZM43 47H44V46H43ZM54 47H55V46H54ZM61 47H62V46H61ZM65 47H66V46H65ZM68 47L70 48V45H69V44H67V48H68ZM94 47L97 48V46H94ZM98 47H99V46H98ZM114 47H115V46H114ZM137 47H138V46H137ZM137 47H136V49H138ZM140 47H141V46H140ZM145 47L147 48V46H145ZM236 47H235V49H237ZM6 48H7V47H6ZM63 48H64V45H63ZM67 48H66V49H67ZM69 48H68V52H69ZM71 48H72V47H71ZM105 48H106V47H105ZM111 48H112V47H111ZM123 48H124V47H123ZM128 48H129V46H128ZM153 48H154V45H153ZM161 48H162V46H161ZM170 48H171V46H170ZM254 48H255V47H254ZM22 49L24 50V48H22ZM56 49H57V48H56ZM66 49H65V50H66ZM72 49H73V48H72ZM98 49H100V48H98ZM101 49H102V48H101ZM120 49H122V48H119V50H120ZM132 49H133V48H132ZM140 49H141V48H140ZM165 49H166V48H165ZM20 50H21V48H20ZM26 50H27V49H26ZM29 50H30V49H29ZM29 50H28V51H29ZM49 50H50V49H49ZM58 50H59V49H58ZM107 50H108V49H107ZM109 50H110V48H109ZM122 50H123V49H122ZM141 50H142V49H141ZM153 50H154V49H153ZM163 50H164V49H163ZM179 50H180V49H179ZM179 50H178V51H179ZM1 51H2V50H0V52H1ZM13 51H14V50H13ZM31 51H32V49H31ZM33 51H34V49H33ZM33 51H32V52H33ZM136 51H138V50H136ZM136 51H135V52H136ZM144 51L146 52V50H144ZM164 51H166V50H164ZM168 51H169V50H168ZM170 51H172V50H170ZM178 51H177V52H178ZM256 51H257V50H256ZM6 52H7V51H6ZM23 52H24V51H23ZM41 52H42V50H41ZM41 52H40V53H41ZM45 52H46V51H45ZM52 52H53V51H52ZM68 52H67V53H68ZM148 52H149V51H148ZM151 52H152V51H151ZM151 52H150V53H151ZM154 52H155V51H154ZM162 52H163V51H162ZM175 52H176V51H175ZM208 52H209V51H208ZM262 52H263V51H262ZM9 53H12V52H9ZM29 53H30V52H29ZM53 53H54V52H53ZM67 53H66V54H67ZM139 53H140V51H139ZM188 53H189V52H188ZM260 53H261V52H260ZM7 54H8V53H7ZM12 54H13V53H12ZM14 54H15V53H14ZM16 54H17V53H16ZM24 54H25V53H24ZM30 54H31V53H30ZM32 54H33V53H32ZM38 54H39V53H38ZM45 54H46V53H45ZM66 54H65V56H66ZM119 54H120V53H119ZM133 54L135 55L134 52H133ZM141 54H142V53H141ZM152 54H153V53H151V54H149V55L151 56ZM163 54H164V53H163ZM168 54H169V53H168ZM178 54H179V53H178ZM178 54H177V55H178ZM3 55H4V54H3ZM27 55H28V54H27ZM40 55H43V54H40ZM50 55H51V54H50ZM69 55H71V54H69ZM108 55H109V54H108ZM134 55H133V56H134ZM146 55H147V54H146ZM153 55H154V54H153ZM155 55H156V52H155ZM174 55H175V54H174ZM180 55H181V53H180ZM262 55H263V54H262ZM9 56H10V55H9ZM23 56H24V55H23ZM34 56H36V55H34ZM43 56L45 57V55H43ZM43 56H41V57H43ZM47 56H48V55H47ZM110 56H111V55H110ZM115 56H116V55H115ZM120 56H121V55H120ZM136 56H137V55H136ZM139 56H140V55H139ZM172 56H173V55H172ZM184 56H185V55H184ZM192 56H193V55H192ZM263 56H264V55H263ZM19 57H20V56H19ZM27 57H28V56H27ZM31 57H32V56H31ZM44 57H43V58H44ZM117 57H118V56H117ZM121 57H122V56H121ZM145 57H146V56H145ZM145 57L142 55V56L139 57V58H142V60L145 62V60H144ZM165 57H167V55H166ZM169 57H170V56H169ZM177 57H179V56H177ZM258 57H259V56H258ZM14 58H15V57H14ZM29 58H30V57H29ZM43 58H42V59H43ZM45 58H46V57H45ZM49 58H50V57H49ZM49 58H48V59H49ZM55 58H57V57H55ZM67 58H68V57H67ZM97 58H98V57H97ZM103 58H104V57H103ZM110 58H111V57H110ZM122 58H123V57H122ZM132 58H133V57H132ZM150 58H151V57H150ZM159 58H160V57H159ZM17 59H20V58H17ZM22 59H23V57L21 58V60H22ZM25 59H26V58H25ZM46 59H47V58H46ZM48 59H47V61H49ZM58 59H59V58H58ZM58 59H57V60H58ZM60 59H61V58H60ZM62 59H63V58H62ZM95 59H96V58H95ZM100 59H101V58H100ZM100 59H99V60H100ZM120 59H121V58H120ZM133 59H134V58H133ZM145 59H146V58H145ZM147 59H148V57H147ZM147 59H146V61H147ZM152 59H153V56H152L151 60H152ZM154 59L156 60V58H154ZM165 59H168V58H165ZM165 59H164V60H165ZM2 60H3V59H2ZM4 60H6V59H4ZM12 60H13V57H12ZM21 60H20V61H21ZM23 60H24V59H23ZM27 60H28V59H27ZM27 60H26V61H27ZM32 60H33V59H32ZM32 60H30V61H32ZM71 60H73V59H71ZM71 60H70V61H71ZM74 60H76V59H74ZM105 60H106V59H105ZM111 60H112V59H111ZM114 60H115V59H114ZM135 60H136V58H135ZM139 60H140V59H139ZM151 60H150V61H151ZM161 60H162V59H161ZM170 60H171V59H170ZM178 60H179V59H178ZM178 60H177V61H178ZM30 61H27V62H30ZM38 61H39V60H38ZM38 61H37V62H38ZM44 61H45V60H44ZM52 61H53V60H52ZM70 61H69V62H70ZM78 61H80V60H78ZM81 61H82V60H81ZM92 61H93V60H92ZM107 61H108V60H107ZM107 61H106V62H107ZM140 61H141V60H140ZM150 61H149V62H150ZM152 61H153V60H152ZM152 61H151V62H152ZM173 61H174V60H173ZM179 61L181 62V60H179ZM189 61H191V59H190ZM22 62H23V61H22ZM34 62H36V61L34 60ZM53 62H54V61H53ZM55 62H56V61H55ZM88 62H89V61H88ZM96 62H97V61H96ZM120 62H121V60H120ZM154 62H155V61H154ZM154 62H153V64H156V63H154ZM165 62H166V61H165ZM174 62H175V61H174ZM2 63H3V62H2ZM10 63H11V62H10ZM39 63H40V62H39ZM46 63H47V62H46ZM49 63H50V62H49ZM49 63H48V64H49ZM74 63H75V61H74ZM76 63H77V62H76ZM80 63H81V62H80ZM94 63H95V62H94ZM99 63H100V62H99ZM115 63H116V62H115ZM126 63H129V62H126ZM135 63H137V65H138V62H135ZM147 63H148V62H147ZM171 63H172V62L170 61V63H168V64L170 65ZM184 63H185V62H184ZM244 63H245V62H244ZM27 64H28V63H27ZM32 64H33V63H32ZM56 64L58 65V62H57ZM59 64H60V63H59ZM62 64H64V63H62ZM62 64H61V65H62ZM81 64H82V63H81ZM81 64H79V67H80V68H81V66H80ZM85 64H86V62L84 63V65H85ZM106 64H107V63H106ZM106 64H105V65H106ZM109 64H111V63H109ZM117 64H118V63H117ZM133 64H134V60H133ZM145 64H146V63H145ZM151 64H152V63H151ZM165 64H167V63H165ZM175 64H176V63H175ZM182 64H183V62H182ZM200 64H201V63H200ZM21 65H22V64H21ZM28 65H30V64H28ZM33 65H34V64H33ZM45 65H46V64H45ZM75 65H76V64H75ZM92 65H93V64H92ZM100 65L103 66L102 64H100ZM107 65H108V64H107ZM124 65H125V64H124ZM130 65H131V64H130ZM157 65H158V64H157ZM17 66H19V65H17ZM31 66H32V65H31ZM31 66H30V67H31ZM50 66H51V65H50ZM64 66L67 67V65H64ZM73 66H74V65H73ZM94 66H95V65H93V67H94ZM114 66H115V65H114ZM120 66H121V65H120ZM247 66H248V65H247ZM10 67H11V66H10ZM12 67H13V66H12ZM15 67H16V66H15ZM19 67H20V66H19ZM21 67H22V66H21ZM60 67H61V66H60ZM74 67H75V66H74ZM76 67H77V65H76ZM76 67H75V68H76ZM84 67H86V66H84ZM90 67H91V65H90ZM103 67H104V66H103ZM106 67H108V66H106ZM127 67H128V66H127ZM129 67H130V66H129ZM133 67H134V65H133ZM147 67H148V66H147ZM152 67H153V65H152ZM154 67H155V65H154ZM163 67H164V66H163ZM173 67H174V66H173ZM183 67H184V64H183ZM245 67H246V66H245ZM3 68L5 69V67H3ZM45 68L47 69V67H45ZM45 68H44V69H45ZM88 68H89V67H88ZM94 68H95V67H94ZM116 68H117V67H116ZM123 68H124V67H123ZM137 68H140V67H137ZM157 68H158V67H157ZM157 68H156V69H157ZM165 68H166V67H165ZM167 68H168V67H167ZM167 68H166V69H167ZM177 68H178V67H176V69H177ZM186 68H187V67H186ZM6 69H7V68H6ZM19 69H20V68H19ZM37 69H38V68H37ZM37 69H36V67L34 68L35 71H36ZM39 69H40V67H39ZM42 69H43V68H42ZM44 69H43V70H44ZM53 69H55V68H53ZM103 69H105V68H103ZM113 69H114V68H113ZM169 69H170V68H169ZM174 69H175V68H174ZM178 69H179V68H178ZM0 70H1V68H0ZM9 70H10V68H9ZM15 70L17 71V69H15ZM28 70H29V69H28ZM68 70H69V69H68ZM107 70H108V69H107ZM133 70H134V69H133ZM135 70H136V69H135ZM139 70H141V69H139ZM144 70H145V69H144ZM171 70H172V68H171ZM182 70H183V68H182ZM47 71H48V70H47ZM50 71H51V70H50ZM59 71H62V70L60 69ZM63 71H64V70H63ZM115 71H116V70H115ZM131 71H132V70H131ZM131 71H130V72H131ZM141 71H142V70H141ZM141 71H140V72H141ZM152 71H153V70H152ZM155 71H156V70H155ZM161 71H162V70H161ZM161 71H160V72H161ZM176 71H177V70H176ZM186 71H187V70H186ZM55 72H56V71H55ZM66 72H68V71H66ZM66 72H65V73H66ZM90 72H91V71H90ZM94 72H95V71H94ZM108 72H110V70H109ZM117 72H118V71H117ZM121 72H122V71H121ZM125 72H126V71H125ZM133 72H134V71H133ZM147 72H148V71H147ZM169 72L171 73V71H169ZM169 72H168V73H169ZM174 72H175V71H173V73H174ZM181 72H182V71H180V75H181ZM248 72H249V71H248ZM9 73H10V72H9ZM15 73H16V72H15ZM49 73H50V72H49ZM63 73H64V72H63ZM110 73H111V72H110ZM119 73H120V72H119ZM135 73H136V72H135ZM141 73H142V72H141ZM164 73H165V72H164ZM183 73H184V72H183ZM183 73H182V74H183ZM187 73H188V72H187ZM249 73H250V72H249ZM13 74H14V73H13ZM17 74H18V73H17ZM17 74H16V75H17ZM50 74H52V72H51ZM94 74H95V73H94ZM114 74H116V73H114ZM122 74H123V73H122ZM138 74H140V73H138ZM151 74H152V73H151ZM158 74H159V73H158ZM207 74H208V73H207ZM209 74H210V73H209ZM4 75H5V74H4ZM4 75H3V76H4ZM14 75H15V74H14ZM52 75H53V74H52ZM54 75H56V74H54ZM83 75H84V73H83ZM88 75H89V74H88ZM109 75H111V74H109ZM129 75H130V73H129ZM142 75H143V73H142ZM145 75H146V74H145ZM153 75H154V73H153ZM155 75H156V74H155ZM165 75H166V73H165ZM170 75H171V74H170ZM175 75H176V74H175ZM177 75H178V73H177ZM0 76H1V75H0ZM3 76H2V77H3ZM11 76H12V75H11ZM11 76L9 77L10 79H11ZM20 76H21V75H20ZM44 76H45V75H44ZM62 76H64V75H62ZM89 76H90V75H89ZM91 76H92V75H91ZM111 76H112V75H111ZM125 76L127 77V74H126ZM125 76H124V77H125ZM130 76H131V75H130ZM150 76H151V75H150ZM156 76H157V75H156ZM162 76H163V75H162ZM162 76H161V77H162ZM168 76H169V75H168ZM172 76H173V74H172ZM188 76H189V75H188ZM12 77H13V76H12ZM48 77H49V75H48ZM54 77H55V76H54ZM60 77H61V76H60ZM86 77H87V76H86ZM109 77H110V76H109ZM112 77H113V76H112ZM122 77H123V76H122ZM124 77H123V78H124ZM126 77H125V78H126ZM134 77H135V76H134ZM140 77H141V76H140ZM154 77H155V76H154ZM159 77H160V76H159ZM173 77H175V76H173ZM180 77H181V76H180ZM180 77H179V81H180ZM183 77H184V76H183ZM45 78H46V77H45ZM50 78H51V75H50ZM77 78H78V76H77ZM84 78H85V77H84ZM88 78H89V77H88ZM99 78H100V77H99ZM118 78H119V77H118ZM120 78H121V77H120ZM128 78H129V77H128ZM148 78H149V77H148ZM168 78H169V77H167V75H166V79H168ZM3 79H4V78H3ZM17 79H18V78H17ZM70 79H71V78H70ZM79 79H80V78H79ZM89 79H90V78H89ZM106 79H107V78H106ZM113 79H115V77H114ZM129 79L131 80L132 78H129ZM135 79H136V78H135ZM135 79H134V80H135ZM139 79H140V78H138V80H139ZM155 79H156V77H155ZM160 79H161V78H160ZM171 79H172V77H171ZM14 80H16V77H15ZM26 80H27V79H26ZM37 80H38V79H37ZM84 80H85V79H84ZM84 80H83V81H84ZM108 80H109V79H108ZM132 80H133V79H132ZM132 80H131V81H132ZM141 80H142V79H141ZM153 80H154V79H153ZM153 80H151V81H153ZM163 80H164V79H163ZM172 80H173V79H172ZM177 80H178V79H177ZM189 80H190V79H189ZM191 80H192V79H191ZM5 81H6V80H5ZM52 81H53V78H52ZM55 81H56V82H59V81H57V80H55ZM64 81H65V80H64ZM93 81H94V80H93ZM100 81H101V80H100ZM112 81H114V80H112ZM119 81H121V80L119 79ZM123 81H124V80H123ZM125 81H126V80H125ZM125 81H124V82H125ZM128 81H129V80H128ZM128 81H127V82H128ZM139 81H140V80H139ZM143 81H145V80H143ZM151 81H150V82H151ZM155 81H157V80H155ZM161 81H162V80H161ZM173 81H174V80H173ZM173 81H171V82H173ZM196 81H197V80H196ZM1 82H2V81H1ZM1 82H0V84H1ZM6 82H7V81H6ZM23 82H24V81H23ZM23 82H22V83H23ZM36 82H37V81H36ZM43 82H44V81H43ZM56 82H55V83H56ZM69 82H70V81H69ZM73 82L76 83L75 80H73ZM80 82H81V81H80ZM115 82H116V81H115ZM137 82H138V81H137ZM147 82H148V81H147ZM159 82H160V80H159ZM174 82H175V81H174ZM16 83H17V81H16ZM20 83H21V82H20ZM22 83H21V85H22ZM31 83H32V82H30V83H28V84H31ZM55 83H54V84H55ZM64 83H65V82H64ZM67 83H68V80H67ZM94 83H95V82H94ZM119 83H120V82H119ZM132 83H133V82H132ZM143 83H144V82H143ZM148 83H149V82H148ZM153 83H154V82H153ZM155 83H156V82H155ZM162 83H163V82H162ZM162 83H161V84H162ZM183 83H184V82H183ZM14 84H15V83H14ZM23 84H24V83H23ZM73 84H74V83H73ZM73 84H72V85H73ZM85 84H86V83H85ZM92 84H93V82H92ZM98 84H99L98 82H97V84L95 83V85H98ZM121 84H123V83H121ZM133 84H134V83H133ZM140 84H141V82H140ZM140 84H139V85H140ZM149 84H150V83H149ZM151 84H152V83H151ZM157 84H158V83H157ZM159 84H160V83H159ZM165 84H166V83H165ZM173 84H174V83H172V85H173ZM175 84H176V83H175ZM175 84H174L173 86H171V85H169V86H171V88H172V87L176 88ZM185 84H186V83H184V85H185ZM7 85H8V84H6V86H7ZM37 85H38V84H37ZM62 85H64V84H62ZM67 85H69V84H67ZM67 85H66V86H67ZM70 85H71V84H70ZM80 85H81V84H80ZM102 85H103V84H102ZM110 85H111V84H110ZM125 85H127V84L125 83ZM130 85H132V84L130 83ZM130 85H129V86H130ZM137 85H138V84H137ZM137 85H136V86H137ZM145 85H146V84H145ZM153 85H154V84H153ZM178 85H179V84H178ZM180 85L183 86L182 83H181ZM253 85H254V84H253ZM17 86H18V85H17ZM19 86H20V85H19ZM22 86H23V85H22ZM29 86H30V85H29ZM59 86H60V85H59ZM77 86H78V85H77ZM89 86H90V85H89ZM105 86H107V85L105 84ZM114 86H115V85H113V87H114ZM122 86H123V85H122ZM122 86H121V88H122ZM134 86H135V84H134ZM156 86H158V85H156ZM156 86H155V87H156ZM160 86H161V85H160ZM3 87H4V86H3ZM30 87H31V86H30ZM56 87H57V86H56ZM56 87H55V88H56ZM61 87H62V86H61ZM71 87H72V86H71ZM90 87H91V86H90ZM98 87H99V86H97L96 88H98ZM115 87H116V86H115ZM138 87H139V86H138ZM141 87L143 88L142 85H141ZM146 87H147V86H146ZM146 87H145V88H146ZM148 87H149V86H148ZM151 87H152V86H151ZM162 87H163V86H162ZM162 87H161V88H162ZM177 87H178V86H177ZM180 87H181V86H180ZM249 87H251V86H249ZM4 88H5V87H4ZM53 88H54V87H53ZM73 88H74V87H73ZM119 88H120V87H119ZM127 88H128V85H127ZM127 88H126V89H127ZM129 88H130V87H129ZM163 88H164V87H163ZM166 88H167V87H166ZM168 88H169V87H168ZM174 88H173V89H174ZM186 88H187V87H186ZM37 89H38V88H37ZM37 89H36V90H37ZM83 89H84V88H83ZM94 89H95V88H94ZM126 89H125V90H126ZM153 89H154V88H153ZM153 89H152V90H153ZM176 89H178V88H176ZM181 89H182V88H181ZM250 89H251V88H250ZM2 90H3V89H2ZM7 90H8V88H7ZM24 90H25V89H24ZM33 90H34V88H33ZM43 90H44V89H43ZM76 90H78V89H76ZM76 90H75V91H76ZM89 90H90V89H89ZM106 90H107V89H106ZM109 90H110V89H109ZM125 90H124V91H125ZM132 90H133V89H132ZM132 90H131V91H132ZM134 90H135V88H134ZM165 90H166V89H165ZM165 90H164V91H165ZM188 90H190V89H188ZM3 91H4V90H3ZM3 91H2V92H3ZM19 91H20V90H19ZM21 91H22V90H21ZM37 91H38V90H37ZM75 91H74V92H75ZM82 91H83V90H82ZM107 91H108V90H107ZM120 91H123V90H120ZM124 91H123V93H124ZM136 91H139V90H137V88H136ZM150 91H151V90H150ZM155 91H156V93H157V90H155ZM162 91H163V90H162ZM167 91H168V90H167ZM167 91H166V92H167ZM179 91H180V89H179ZM185 91H186V90H185ZM253 91H254V89H253ZM38 92H39V91H38ZM46 92H47V91H46ZM96 92H97V91H96ZM98 92H99V91H98ZM98 92H97V93H98ZM109 92H110V91H109ZM126 92H127V91H126ZM152 92H154V90H153ZM159 92H160V91H159ZM159 92H158V94H159ZM3 93H4V92H3ZM25 93H26V92H25ZM32 93H33V92L31 91V94H32ZM42 93H43V92H42ZM58 93H59V92H58ZM86 93H87V92H86ZM92 93H93V92H92ZM99 93H102V92H99ZM120 93H121V92H120ZM120 93H119V94H120ZM128 93H129V92H128ZM133 93L135 94L136 92H133ZM139 93H140V92H139ZM154 93H155V92H154ZM170 93H171V92H170ZM179 93H180V92H179ZM183 93H184V92H183ZM192 93H193V92H192ZM1 94H2V93H1ZM4 94H6V93H4ZM38 94H39V93H38ZM38 94H37V95H38ZM47 94H48V93H47ZM59 94H60V93H59ZM102 94H103V93H102ZM134 94H133V95H134ZM148 94H149V93H148ZM163 94H165V93H163ZM168 94H169V93H168ZM168 94H166V95H168ZM175 94H176V93H175ZM181 94H182V93H181ZM181 94H180V95H181ZM254 94H255V93H254ZM32 95H33V94H32ZM43 95H44V94H43ZM98 95H99V94H98ZM116 95H117V93H116ZM121 95H122V94H121ZM142 95H143V94H142ZM153 95H154V94H153ZM166 95H165V96H166ZM172 95H174V94H171V95H169V96H172ZM182 95H183V94H182ZM182 95H181V96H182ZM251 95H252V94H251ZM3 96H4V95H3ZM40 96H41V94H40ZM48 96H49V95H48ZM48 96H47V99H49ZM96 96H97V95H96ZM105 96H106V95H105ZM118 96H119V95H118ZM126 96H128V95H126ZM154 96H155V95H154ZM156 96H158V95H156ZM9 97H10V96H9ZM23 97H24V95H23ZM33 97H34V96H33ZM37 97H39V96H37ZM43 97H44V96H43ZM74 97H75V96H74ZM102 97H103V96H102ZM109 97H110V96H109ZM111 97H112V96H111ZM116 97H117V96H116ZM116 97H115V98H116ZM142 97H144V96H142ZM146 97H147V96L145 95V98H146ZM162 97H163V96H162ZM183 97H184V96H183ZM186 97H188V95L185 96V98H186ZM29 98H30V97H29ZM34 98H35V97H34ZM44 98H45V97H44ZM85 98H86V97H85ZM117 98H120V97H117ZM125 98H126V97H124V99H125ZM157 98H158V97H157ZM160 98H161V96L159 97V99H160ZM169 98H170V97H169ZM172 98H173V97H172ZM174 98H175V97H174ZM174 98H173V99H174ZM176 98H177V97H176ZM179 98H182V97H179ZM179 98H178V99H179ZM193 98H194V96H193ZM17 99H18V98H17ZM36 99H37V98H36ZM47 99H46V100H47ZM100 99H101V98H100ZM109 99H110V98H109ZM133 99H134V98H133ZM178 99H177V100H178ZM182 99H183V98H182ZM188 99H189V98H188ZM201 99H202V98H201ZM11 100H12V99H11ZM37 100H38V99H37ZM39 100H41V99H39ZM60 100H61V98H60ZM90 100H91V99H90ZM130 100H131V98H130ZM145 100H148V99L146 98ZM160 100H162V99H160ZM166 100H168V99L166 98ZM170 100H171V99H170ZM179 100H181V99H179ZM23 101H24V100H23ZM26 101H28V100H26ZM73 101H74V99H73ZM88 101H89V100H88ZM104 101H106V100H104ZM114 101H115V100H114ZM127 101H128V100H127ZM163 101H164V100H163ZM173 101H174V100H173ZM182 101H183V100H182ZM182 101H180V103H181ZM186 101H187V99H186ZM189 101H191V100H189ZM189 101H188V102H189ZM199 101H200V100H199ZM33 102H34V101H33ZM90 102H93V101L91 100ZM96 102H97V101H96ZM191 102H192V101H191ZM195 102H196V101H195ZM256 102H257V101H256ZM7 103H9V102H7ZM36 103H37V102H36ZM49 103H50V102H49ZM71 103H72V102H71ZM73 103H74V102H73ZM104 103H105V102H104ZM104 103H103V104H104ZM137 103H138V102H137ZM139 103H140V102H139ZM162 103H163V102H162ZM167 103H168V102H167ZM167 103H166V104H167ZM184 103H186V102L184 101ZM198 103H199V102H198ZM205 103H207V101H206ZM257 103H258V102H257ZM9 104H12V103H9ZM45 104H47V103H45ZM51 104H52V103H51ZM60 104H61V103H60ZM63 104H64V103H63ZM149 104H150V103H149ZM154 104H155V103H154ZM174 104H175V103H174ZM182 104H183V102H182ZM193 104H196V103H193ZM4 105H5V104H4ZM4 105H3V106H4ZM37 105H38V104H37ZM99 105H101V104H99ZM107 105H108V104H107ZM170 105H171V104H170ZM170 105H169V108H170ZM179 105H180V104H179ZM184 105H185V104H184ZM189 105H190V104H189ZM196 105H199V104H196ZM11 106H12V105H11ZM15 106H17V105H15ZM19 106H20V104H19ZM38 106H39V105H38ZM38 106H37V107H38ZM52 106H53V105H52ZM109 106H110V105H109ZM122 106H123V105H122ZM143 106H145V105H143ZM151 106H152V104H151ZM151 106H150V107H151ZM165 106H166V105H165ZM165 106H164V107H165ZM172 106H173V105H172ZM172 106H171V107H172ZM180 106H181V105H180ZM192 106H194V105H192ZM192 106H191V107H192ZM8 107H9V105H8ZM12 107H13V106H12ZM17 107H18V106H17ZM37 107H36V108H37ZM54 107H55V106H54ZM103 107H104V106H103ZM111 107H112V106H111ZM117 107H118V106H117ZM176 107L180 108L179 106H176ZM176 107H175V108H176ZM194 107H195V106H194ZM194 107H193V108H194ZM206 107H207V106H206ZM10 108H11V107H10ZM13 108H14V107H13ZM44 108H45V106L43 107V109H44ZM112 108H113V107H112ZM115 108H116V107H115ZM120 108H121V107H120ZM124 108H125V107H124ZM140 108H142V107H140ZM178 108H177V109H178ZM195 108H196V107H195ZM209 108H210V107H209ZM15 109H16V108H15ZM48 109H49V108H48ZM55 109H56V108H55ZM59 109H60V108H59ZM64 109H65V108H64ZM73 109H74V108H73ZM73 109H72V110H73ZM90 109H91V108H90ZM99 109H100V108H99ZM116 109L118 110V108H116ZM128 109H129V108H128ZM170 109L172 110V108H170ZM190 109H191V108H190ZM227 109H228V108H227ZM8 110H9V109H8ZM44 110H46V109H44ZM80 110H81V109H80ZM113 110H115V109H113ZM125 110H126V109H125ZM125 110H124V111H125ZM162 110H163V109H162ZM173 110H174V108H173ZM173 110H172V111H173ZM183 110L185 111L186 109H183ZM188 110H189V109H188ZM192 110H193V109H192ZM197 110H198V109H197ZM204 110H205V109H204ZM218 110H219V109H218ZM40 111H41V110H40ZM55 111H56V110H55ZM77 111H78V109H77ZM97 111H98V110H97ZM119 111H120V109H119ZM138 111H139V109H138ZM155 111H156V109H155ZM165 111H166V107H165ZM168 111H169V110H168ZM177 111H178V110H177ZM179 111H181V110H179ZM179 111H178V112H179ZM194 111H195V110H194ZM208 111H209V110H208ZM226 111H227V110H226ZM43 112H44V111H43ZM57 112H58V111H57ZM78 112H80V111H78ZM182 112H183V111H182ZM196 112H198V111H196ZM206 112H207V111H206ZM32 113H33V112H32ZM114 113H115V112H114ZM120 113H121V111H120ZM120 113H119V114H120ZM122 113H123V112H122ZM147 113H148V112H147ZM157 113H158V112H157ZM160 113H161V112H160ZM165 113H166V112H165ZM185 113H186V112H185ZM1 114H2V113H1ZM1 114H0V116H2ZM13 114H14V112H13ZM20 114H21V113H20ZM58 114H59V113H58ZM76 114H77V113H76ZM138 114H139V113H138ZM166 114H167V113H166ZM169 114H170V113H169ZM174 114H175V113H174ZM174 114H172L173 117L175 116ZM177 114H179V113H176V116H180V115H181V113H180V115H177ZM211 114H212V113H211ZM213 114H214V113H213ZM230 114H231V113H229L228 116H230ZM6 115H7V114H5V116H6ZM27 115H28V114H27ZM108 115H109V114H108ZM143 115H144V114H143ZM156 115H158V114H156ZM172 115H171V116H172ZM187 115H189V114H187ZM194 115H195V114H194ZM196 115H197V113H196ZM19 116H20V115H19ZM34 116H35V115H34ZM184 116H186V115L184 114ZM184 116H182L181 118H183ZM198 116H199V113H198ZM2 117H3V116H2ZM8 117H9V116H7V118H8ZM13 117H14V116H13ZM13 117H12V118H13ZM130 117H132V116H130ZM148 117H149V116H148ZM151 117H152V115H151ZM156 117H157V116H156ZM173 117H172L171 119H176V118H173ZM192 117H193V116H192ZM196 117H197V116H196ZM226 117H227V116H226ZM12 118H11V120H12ZM15 118H16V117H15ZM20 118H22V117H20ZM25 118H26V116H25ZM28 118H30V117L28 116ZM32 118H33V117H32ZM32 118H31V119H32ZM36 118H37V116H36ZM95 118H96V117H95ZM139 118H140V117H139ZM145 118H146V117H145ZM157 118H158V117H157ZM160 118H161V117H160ZM163 118H164V117H163ZM179 118H180V117H179ZM185 118H186V117H185ZM201 118H202V117H201ZM204 118H205V117H204ZM31 119H30V120H31ZM34 119H35V118H34ZM34 119H33V121H34ZM46 119H47V118H46ZM171 119H170V120H171ZM186 119H187V121L191 120V119L188 120V118H186ZM194 119H197V118H194ZM194 119H193V120H194ZM221 119H222V118H221ZM4 120H5V119H4ZM8 120H10V119H8ZM8 120H7V121H8ZM14 120H15V119H14ZM20 120H21V119H20ZM35 120H36V119H35ZM77 120H79V118H78ZM77 120H76V121H77ZM100 120H101V119H100ZM104 120H105V119H104ZM158 120H159V119H157V121H158ZM184 120H185V119H184ZM216 120H217V117H216ZM222 120H223V119H222ZM222 120H221V121H222ZM224 120H225V118H224ZM187 121H186V123H187ZM191 121H192V120H191ZM194 121H195V120H194ZM198 121H200L199 117H198ZM205 121H206V120H205ZM210 121H211V120H210ZM217 121H218V120H217ZM226 121H227V120H226ZM5 122H6V120H5ZM8 122H9V121H8ZM10 122H12V121H10ZM16 122H17V121H16ZM16 122H15V124H16ZM18 122H20V121H18ZM24 122H25V121H24ZM74 122H75V121H74ZM102 122H103V121H102ZM108 122H109V120H108ZM171 122H172V120H171ZM183 122L185 123V121H183ZM183 122H182V124H183ZM211 122H212V121H211ZM211 122H210V123H211ZM213 122H214V121H213ZM215 122H216V121H215ZM227 122L229 123V121H227ZM12 123H13V122H12ZM20 123H21V122H20ZM22 123H23V122H22ZM31 123H32V122H31ZM35 123H36V122H35ZM38 123H40V122H38ZM60 123H61V122H60ZM98 123H99V122H98ZM169 123H170V122H168V124H169ZM197 123H198V122H197ZM201 123H202V122H201ZM210 123H207V124L209 125ZM223 123H224V122H223ZM1 124H2V123H1ZM24 124H25V123H24ZM29 124H30V122H29ZM54 124H55V123H54ZM76 124H77V123H76ZM175 124H176V123H175ZM182 124H181V125H182ZM190 124H191V123H190ZM194 124H195V123H194ZM194 124H193V125H194ZM207 124H206V125H207ZM212 124H213V123H212ZM217 124H218V123H217ZM226 124H227V123H226ZM8 125H9V124H8ZM10 125H11V124H10ZM17 125H18V124H17ZM36 125H37V124H36ZM52 125H53V124H52ZM154 125H155V124H153V126H154ZM161 125L164 126V124H161ZM170 125H171V124H170ZM187 125H188V124H187ZM187 125H186V126H187ZM201 125H202V124H201ZM229 125H230V124H229ZM229 125H228V126H229ZM2 126H3V125H2ZM2 126H1V127H2ZM18 126L20 127V125H18ZM21 126H22V124H21ZM28 126H29V125H28ZM84 126H85V125H84ZM84 126H83L82 128H84ZM166 126H167V124H166ZM190 126H191V125H190ZM196 126H197V125H196ZM211 126H212V125H211ZM32 127H33V126H32ZM35 127H38V126H35ZM46 127H47V126H46ZM48 127H49V126H48ZM54 127H55V126H54ZM54 127H53V128H54ZM159 127H160V126H159ZM168 127H169V126H168ZM168 127H167V128H168ZM178 127H179V125H177V128H178ZM194 127H195V126H194ZM198 127H199V126H198ZM202 127H203V126H202ZM202 127H201V128H202ZM216 127H217V126H216ZM216 127H215V128H216ZM11 128H14V127L11 126ZM41 128H42V127H41ZM162 128H163V127H162ZM179 128H180V127H179ZM179 128H178V129H179ZM181 128H182V127H181ZM187 128H189V127H187ZM187 128H186V131H187ZM217 128H218V127H217ZM224 128H225V127H224ZM227 128H229V127H227ZM0 129H1V128H0ZM16 129H17V128H16ZM16 129H15V130H16ZM22 129H23V128H22ZM28 129H29V128H28ZM28 129H27V130H28ZM37 129H38V128H37ZM39 129H40V127H39ZM39 129H38V130H39ZM45 129H46V128H45ZM54 129H55V128H54ZM80 129H81V128H80ZM89 129H90V128H89ZM197 129H198V128H197ZM204 129H205V128H204ZM225 129H226V128H225ZM3 130H5V129H3ZM6 130H7V129H6ZM6 130H5V133H6ZM56 130H57V129H56ZM56 130H55V131H56ZM83 130H84V129H83ZM103 130H104V129H103ZM184 130H185V125H184ZM211 130H212V128H211ZM222 130H223V129H222ZM262 130H263V129H262ZM1 131H2V130H1ZM1 131H0V132H1ZM13 131H14V130H13ZM36 131H37V130H36ZM45 131H46V130H45ZM45 131H44V132H45ZM58 131H59V130H58ZM60 131H62V130H60ZM60 131H59V132H60ZM89 131H90V130H89ZM89 131H88V132H89ZM164 131H166V130H164ZM170 131H171V128H170ZM170 131H169V132H170ZM200 131H202V130H200ZM212 131H213V130H212ZM217 131H219V129H218ZM217 131H216V132H217ZM225 131H227V129H226ZM244 131H245V130H244ZM11 132H12V131L10 130L9 133H11ZM15 132H17V131H15ZM37 132H38V131H37ZM49 132H50V131H49ZM52 132H53V131H52ZM85 132H86V131H85ZM94 132H95V131H94ZM171 132H172V131H171ZM183 132H185V131H183ZM187 132H188V131H187ZM191 132H192V131H191ZM206 132H207V131H206ZM210 132H211V131H210ZM216 132H215V136H216ZM3 133H4V132H3ZM3 133H2V134H3ZM25 133H26V132H25ZM32 133H33V132H32ZM53 133H54V132H53ZM124 133H125V132H124ZM172 133H173V132H172ZM208 133H209V132H208ZM218 133H219V132H218ZM224 133H225V132H224ZM224 133H222V134L224 135ZM226 133H227V132H226ZM226 133H225V134H226ZM263 133H264V132H263ZM13 134H14V133H13ZM13 134H12V135H13ZM15 134H16V133H15ZM15 134H14V135H15ZM29 134H30V133H29ZM36 134H38V133H36ZM84 134H85V133H84ZM104 134H105V133H104ZM113 134H114V133H113ZM180 134H181V132H180ZM192 134H193V133H192ZM197 134L199 135V130H198V133H197ZM203 134H204V132H203ZM3 135H4V134H3ZM6 135H7V133H6ZM6 135H5L4 137H6ZM9 135H10V134H9ZM9 135H8V136H9ZM45 135H46V133H45ZM48 135H49V134H48ZM50 135H51V134H50ZM52 135H53V134H52ZM68 135H69V134H68ZM68 135H67V136H68ZM106 135H107V134H106ZM144 135H145V134H144ZM189 135H190V134H189ZM201 135H202V134H201ZM204 135H205V134H204ZM206 135H208V134L206 133ZM228 135H229V134H228ZM263 135H264V134H263ZM29 136H31V134H30ZM33 136H34V135H33ZM78 136H80V135H78ZM85 136H86V135H85ZM87 136H88V135H87ZM130 136H131V135H130ZM171 136H173V135L171 134ZM178 136H179V134H178ZM185 136H187V134H185ZM240 136H241V135H240ZM244 136H245V135H244ZM244 136H243V137H244ZM19 137H22V136H20V134H19ZM37 137H38V136H37ZM43 137H44V136H43ZM43 137H42V138H43ZM45 137H46V136H45ZM132 137H133V136H132ZM146 137H147V136H146ZM190 137H191V138L194 137V134H193V135H190ZM203 137H204V136H203ZM205 137H206V136H205ZM262 137H263V139H264V136H262ZM1 138H2V137H1ZM1 138H0V139H1ZM11 138H12V137H11ZM13 138H14V137H13ZM16 138H17V134H16ZM32 138H35V137H32ZM40 138H41V137H40ZM70 138H71V137H70ZM80 138H81V137H80ZM85 138H86V137H85ZM87 138H88V137H87ZM95 138H96V137H95ZM95 138H94V139H95ZM116 138H117V137H116ZM134 138H135V137H134ZM185 138H186V137H185ZM198 138H199V137H198ZM212 138H214V137H212ZM212 138H210V139H211L212 141H214ZM218 138L220 139V136H219ZM231 138H232V137H231ZM234 138H235V137H234ZM237 138H238V137H237ZM7 139H8V138H7ZM14 139H15V138H14ZM29 139H30V138H29ZM43 139H44V138H43ZM46 139H47V138H46ZM50 139H51V137H50ZM181 139H182V138H181ZM186 139H187V138H186ZM196 139H197V138H196ZM196 139H195V140H196ZM204 139H205V138H204ZM235 139H236V138H235ZM1 140H2V139H1ZM4 140H6V139H4ZM17 140H18V139H17ZM20 140H21V139H19V142H20ZM27 140H28V139H27ZM38 140H40V139H38ZM56 140H57V139H56ZM71 140H72V139H71ZM98 140H99V139H98ZM98 140H97V141H98ZM104 140H105V139H104ZM122 140H123V139H122ZM184 140H185V139H184ZM205 140H206V139H205ZM7 141H8V140H7ZM9 141H12V140H9ZM14 141H15V140H14ZM14 141H13V142H14ZM21 141H22V140H21ZM42 141H43V140H42ZM42 141H41V142H42ZM44 141H45V140H44ZM83 141H84V142H83L84 144L87 143V142L85 143L86 139L83 140ZM138 141H139V140H138ZM203 141H204V140H203ZM206 141H207V140H206ZM206 141H205V142H206ZM237 141H240V139H238ZM241 141H242V140H241ZM261 141H262V140H261ZM29 142H30V140H29ZM37 142L39 143V141H37ZM37 142H36V143H37ZM52 142L54 143V141H52ZM64 142H65V141H64ZM67 142H68V141H67ZM71 142H72V141H71ZM71 142H70V143H71ZM81 142H82V141H81ZM101 142H102V141H101ZM136 142H137V141H136ZM163 142H164V141H163ZM194 142H195V141H194ZM196 142H197V141H196ZM208 142H210V141H208ZM229 142H230V141H229ZM229 142L224 141V142H222V143H223V144H224V143H228V144H229ZM233 142H234V140H233ZM6 143H8V142H6ZM14 143H15V142H14ZM24 143H25V142H24ZM57 143H58V141H57ZM59 143H60V142H59ZM91 143H92V142H91ZM181 143H183V142H181ZM185 143H186V142H185ZM203 143H204V142H203ZM211 143H212V142H211ZM214 143H215V142H214ZM219 143H220V142H219ZM219 143H218V145H219ZM234 143H235V142H234ZM238 143H239V142H238ZM240 143H241V142H240ZM4 144H5V143H4ZM4 144H3V145H4ZM15 144H16V143H15ZM32 144H33V142H32ZM94 144H95V143H94ZM137 144H139V143H137ZM186 144H187V143H186ZM189 144H190V143H189ZM194 144H195V143H194ZM236 144H237V143H236ZM236 144H234V145H236ZM241 144H242V146H243V143H241ZM261 144H262V143H260V145H261ZM16 145L18 146V143H17ZM29 145H30V144H29ZM48 145H49V144H48ZM54 145H55V143H54ZM56 145H57V144H56ZM64 145H65V144H64ZM101 145H102V144H100V146H101ZM111 145H112V144H111ZM133 145H134V144H133ZM202 145L204 146V144H202ZM211 145H212V144H211ZM221 145H222V144H221ZM239 145H240V144H239ZM239 145H237V146H239ZM10 146H11V145H10ZM14 146H15V145H14ZM23 146H24V145H23ZM26 146H27V145H26ZM26 146H25V147H26ZM43 146H44V145H43ZM43 146H42V147H43ZM50 146H51V145H50ZM58 146H59V145H58ZM65 146H66V145H65ZM68 146H70V145H68ZM73 146H74V145H73ZM73 146H72V147H73ZM104 146H105V144H104ZM106 146H107V145H106ZM128 146H129V145H128ZM168 146H169V145H168ZM181 146H182V145H181ZM188 146H190V145H188ZM205 146H206V145H205ZM205 146H204V147H205ZM215 146H216V144H215ZM219 146H220V145H219ZM222 146H223V145H222ZM244 146H246V145L244 144ZM244 146H243V147H244ZM1 147H2V146H1ZM12 147H13V146H12ZM27 147H28V146H27ZM36 147H37V146H36ZM60 147H64L63 144H62V146H60ZM60 147H58V148H60ZM77 147H78V146H77ZM111 147H112V146H111ZM111 147H110V148H111ZM134 147H135V146H134ZM200 147H201V144H200ZM212 147H213V146H212ZM216 147H217V146H216ZM224 147H225V146H224ZM233 147H234V146H233ZM3 148H5V147H3ZM33 148H34V147H33ZM38 148H39V147H38ZM44 148H45V147H44ZM54 148H55V147H54ZM56 148H57V147H56ZM99 148H100V147H99ZM99 148H98V150H99ZM175 148H176V146H175ZM206 148H207V147H206ZM217 148H218V147H217ZM219 148H220V147H219ZM234 148H236V147H234ZM23 149H24V148H23ZM31 149H32V148H31ZM31 149H30V150H31ZM36 149H37V148H36ZM46 149H47V147H46ZM60 149H64V148H60ZM68 149H69V148H68ZM71 149H72V148H71ZM73 149H74V148H73ZM73 149H72V151H73ZM115 149H116V147H114V150H115ZM141 149H142V148H141ZM187 149H188V147H187ZM187 149H186V150H187ZM201 149H202V147H201ZM41 150H42V149H41ZM47 150H48V149H47ZM57 150H58V149H57ZM64 150H65V149H64ZM84 150H85V149H84ZM106 150H109V149H106ZM123 150H124V149H123ZM135 150H136V149H135ZM174 150H175V149H174ZM216 150H217V149H216ZM220 150H221V149H220ZM226 150H227V149H226ZM230 150H231V147H230ZM237 150H238V149H237ZM11 151H12V150H11ZM23 151H24V150H23ZM54 151H55V149H54ZM61 151H62V150H61ZM61 151H59V152H61ZM66 151H68V150H66ZM79 151H80V150H79ZM81 151H82V150H81ZM94 151L96 152V149H94ZM116 151H117V150H116ZM142 151H143V150H142ZM187 151H189V150H187ZM195 151H196V150H195ZM203 151H204V150H203ZM3 152H4V151H2V154H3ZM7 152H9V149H8ZM7 152H6V153H7ZM32 152H33V150H32ZM36 152H37V150H36ZM36 152L34 151V153H36ZM45 152H46V150H45ZM49 152H50V151H49ZM49 152H48V153H49ZM52 152H53V150H52ZM91 152H92V151H91ZM119 152H120V151H119ZM133 152H135V151H133ZM170 152H171V151H170ZM201 152H202V151H201ZM207 152H209V150H208ZM212 152H213V151H212ZM217 152H218V151H217ZM226 152H227V151H226ZM228 152H229V151H228ZM231 152H232V151H231ZM231 152H229V153H231ZM0 153H1V152H0ZM19 153H21V152H19ZM62 153H63V152H62ZM71 153H72V152H70V155H73V154H71ZM74 153H75V152H74ZM77 153H78V152H77V150H76V153H75V154H77ZM89 153H90V152H89ZM97 153H98V152H97ZM167 153H168V152H167ZM179 153H181V152H179ZM187 153H188V152H187ZM195 153H196V152H195ZM202 153H203V152H202ZM221 153H222V152H221ZM2 154H1V155H2ZM4 154H5V153H4ZM9 154H10V153H9ZM14 154H15V152H14ZM28 154H30V153H28ZM32 154H33V153H32ZM37 154H39V153H37ZM37 154H36V155H37ZM46 154H47V152H46ZM49 154H51V153H49ZM49 154H48V155H49ZM52 154H53V153H52ZM52 154H51V155H52ZM64 154H65V153H64ZM85 154H86V153H85ZM116 154H117V153H116ZM119 154H120V153H119ZM125 154H126V153H125ZM135 154H136V153H135ZM135 154L133 153L132 155H135ZM145 154H146V153H145ZM190 154H191V153H190ZM192 154H193V153H192ZM200 154H201V153H200ZM203 154H205V153H203ZM213 154H214V153H213ZM233 154H234V153H233ZM11 155H12V154H11ZM17 155H18V152H17ZM23 155H24V154H23ZM39 155H40V154H39ZM39 155H37V156L32 155V157L35 156V157L37 158ZM54 155H55V154H54ZM58 155H59V154H58ZM60 155H61V153H60ZM65 155H66V154H65ZM92 155H93V154H92ZM99 155H100V154H99ZM101 155H102V154H101ZM128 155H129V154H128ZM182 155H183V154H182ZM206 155H208V154H206ZM215 155H216V154H215ZM215 155H214V156H215ZM239 155H240V154H239ZM242 155H243V154H242ZM249 155H250V154H249ZM249 155H248V156H249ZM261 155H262V154H261ZM40 156H42V155H40ZM40 156H39V158H40ZM80 156H81V155H80ZM86 156H87V155H86ZM86 156H85V157H86ZM124 156H125V155H124ZM124 156H123V157H124ZM192 156H193V155H192ZM194 156H195V155H194ZM198 156H199V154H198ZM203 156H204V155H203ZM210 156H211V155H210ZM210 156H209V157H210ZM223 156H224V155H223ZM234 156H235V155H234ZM0 157H2V156H0ZM5 157H8V156H5ZM11 157H12V156H11ZM11 157H10V155H9L8 158H11ZM14 157H15V156H14ZM19 157H20V156H19ZM21 157H22V156H21ZM43 157H44V156H43ZM54 157H55V156H54ZM58 157H59V156H58ZM58 157H57V158H58ZM60 157H61V156H60ZM78 157H79V156H78ZM94 157H97V155L94 156ZM127 157H128V156H127ZM201 157H202V156H201ZM205 157H206V156H205ZM205 157H204V158H205ZM212 157H213V156H212ZM217 157H218V155H217ZM261 157H262V156H261ZM44 158H45V157H44ZM46 158H47V156H46ZM49 158H50V156H49ZM86 158H87V157H86ZM119 158H120V157H118L117 159H119ZM125 158H126V157H125ZM167 158H168V157H167ZM171 158H172V157H171ZM181 158H182V157H181ZM199 158H200V157H199ZM226 158H228V157L226 156ZM233 158H234V157H233ZM0 159H1V158H0ZM42 159H43V158H42ZM58 159H59V158H58ZM74 159H75V157H74ZM120 159H121V158H120ZM122 159H123V158H122ZM122 159H121V161H122ZM136 159H137V158H136ZM146 159H147V158H146ZM149 159H150V158H149ZM174 159H176V158L174 157ZM179 159H180V158H179ZM192 159H193V158H192ZM211 159H212V158H211ZM219 159H220V158H219ZM246 159H247V158H246ZM2 160H3V159H2ZM5 160L7 161V159H5ZM11 160H12V159H11ZM17 160H18V159H17ZM17 160H16V161H17ZM19 160H20V159H19ZM36 160L38 161V159H36ZM44 160H45V159H44ZM44 160H43V161H44ZM68 160H69V159H68ZM95 160H96V159H95ZM115 160H116V158H115ZM138 160H139V159H138ZM143 160H144V159H143ZM176 160H177V159H176ZM185 160H186V159H185ZM204 160H206V159H204ZM3 161H4V160H3ZM8 161H9V160H8ZM46 161H47V160H46ZM51 161H52V160H51ZM57 161H58V160H57ZM61 161H62V160H61ZM61 161H60V162H61ZM70 161H71V160H70ZM72 161H74V160H72ZM82 161H83V160H82ZM87 161H88V160H87ZM100 161H101V160H100ZM100 161L98 160V162H100ZM107 161H108V160H107ZM140 161L142 162V159H141ZM171 161H172V159H171ZM188 161H189V160H188ZM190 161H191V160H190ZM211 161H212V160H211ZM223 161H224V158H223V160L220 161V162L223 163ZM232 161H233V160H232ZM9 162H11V161H9ZM18 162H19V161H18ZM20 162H22V161H20ZM30 162H31V161H30ZM38 162H39V161H38ZM48 162H50V160H49ZM53 162H54V161H53ZM76 162H77V160H76ZM76 162H75V164H76ZM78 162H80V161H78ZM136 162H137V161H136ZM138 162H139V161H138ZM143 162L145 163V161H143ZM169 162H170V161H169ZM199 162H202V161L200 160ZM204 162H205V161H204ZM207 162H208V160H207ZM220 162H219V163H220ZM230 162H231V161H230ZM234 162H235V161H234ZM12 163H14V162L12 161ZM44 163H45V162H44ZM61 163H62V162H61ZM61 163H60V164H61ZM65 163H68V162H65ZM80 163H82V162H80ZM88 163H89V162H88ZM105 163H106V162H105ZM105 163H104V164H105ZM121 163H122V162H120V164H121ZM194 163H195V162H194ZM228 163H229V161H228ZM262 163H263V162H262ZM0 164H1V163H0ZM9 164H10V163H9ZM23 164H24V163H23ZM29 164H31V163H29ZM57 164H58V163H57ZM78 164H79V163H78ZM84 164H85V163H84ZM96 164H98V163H96ZM101 164H102V163H101ZM107 164H108V163H107ZM109 164H110V163H109ZM114 164H115V163H114ZM142 164H143V163H142ZM192 164H193V163H192ZM205 164H207V163H205ZM205 164H204V166H205ZM225 164H226V163H225ZM238 164H239V163H238ZM16 165H17V164H16ZM19 165H21V164H19ZM47 165H48V164H47ZM87 165H88V164H87ZM93 165H95V164H93ZM93 165H92V166H93ZM99 165H100V164H99ZM115 165H117V164H115ZM135 165H136V164H135ZM135 165L133 164V166H135ZM140 165H141V164H140ZM171 165H172V164H171ZM188 165H189V164H188ZM198 165H199V163H198ZM200 165H201V163H200ZM222 165H223V164H222ZM227 165H228V164H226L225 166L227 167ZM234 165H236V163H235ZM234 165H232V170H233ZM241 165H242V164H241ZM263 165H264V164H263ZM17 166H18V165H17ZM53 166H54V164H53ZM59 166H60V165H59ZM59 166H57V167H59ZM62 166H63V165H62ZM70 166H72V165L70 164ZM70 166H69V167H70ZM97 166H98V165H97ZM101 166H102V165H101ZM101 166H98V170H96V172L99 171V168H100ZM105 166H106V165H105ZM113 166H114V165H113ZM122 166H123V168H124V166H126V165H122ZM137 166H138V165H137ZM137 166H135V167H137ZM142 166H143V165H142ZM146 166H147V165H146ZM167 166H168V165H167ZM193 166H194V164L192 165V167H193ZM202 166H203V165H202ZM202 166L199 167V168H202ZM219 166H220V165H219ZM225 166H224V167H225ZM244 166H245V165H244ZM0 167H1V166H0ZM2 167H3V166H2ZM11 167H12V166H11ZM11 167H10V168H11ZM41 167H42V166H41ZM48 167H49V166H48ZM51 167H52V166H51ZM51 167H49V168L52 169ZM57 167H55V169H56ZM80 167H81V166H80ZM103 167H104V166H103ZM114 167H115V166H114ZM119 167H120V166H119ZM190 167H191V163H190ZM216 167H218V166H215V168H216ZM220 167H221V166H220ZM240 167H241V166H240ZM245 167H247V165H246ZM7 168H8V167H7ZM33 168H34V166H33ZM59 168H60V167H59ZM66 168H68V167L66 166ZM66 168H65V166H64V168L62 167V169H66ZM89 168H90V167H89ZM95 168H96V167H95ZM95 168H94V169H95ZM109 168H110V167H109ZM130 168H131V167H130ZM130 168H129V170H130ZM142 168H143V167H142ZM148 168H149V166H148ZM180 168H181V167H180ZM211 168H212V167H211ZM248 168H249V167H248ZM8 169H9V168H8ZM8 169H7V170H8ZM45 169H46V168H45ZM53 169H54V167H53ZM55 169H54V170H55ZM70 169H72V167H70ZM75 169H76V168H75ZM77 169H78V167H77ZM77 169H76V170H77ZM101 169H102V168H101ZM127 169H128V168H127ZM132 169H133V168H132ZM151 169H152V168H151ZM190 169H191V168H190ZM219 169H220V168H219ZM222 169H223V168H222ZM237 169H238V168H237ZM239 169H241V168H239ZM243 169H244V168H243ZM11 170H12V169H11ZM11 170H10V171H11ZM23 170H24V169H23ZM28 170H29V169H28ZM38 170H39V169H38ZM54 170H53V171H54ZM57 170H58V169H57ZM60 170H61V169H60ZM73 170H74V168H73ZM106 170H108V169H106ZM110 170H111V169H110ZM122 170H124V169H122ZM122 170H121V171H122ZM129 170H128V171H129ZM145 170H146V168H145ZM176 170H177V169H176ZM191 170H192V169H191ZM210 170H211V169H210ZM216 170H217V168H216ZM230 170H231V168H230ZM247 170H248V169H247ZM19 171H20V170H19ZM21 171H22V170H21ZM53 171H52V172H53ZM61 171H62V170H61ZM61 171H60V172H61ZM81 171H82V170H81ZM91 171H92V168H91ZM112 171H113V170H112ZM118 171H119V170H118ZM132 171H133V170H132ZM132 171H131V172H132ZM136 171H137V170H136ZM150 171H151V170H150ZM199 171H200V170H199ZM228 171H229V170H228ZM228 171H227V172H228ZM234 171H235V170H234ZM245 171H246V170H245ZM7 172H8V171H7ZM7 172H6V173H7ZM12 172H13V170H12ZM32 172H33V169H32ZM35 172H36V171H35ZM35 172H34V174H35ZM45 172H46V171H45ZM48 172H50V171H48ZM58 172H59V170H58ZM60 172L57 173V174H60ZM66 172H67V171H66ZM66 172H65L64 174H66ZM71 172H72V171H71ZM92 172H93V171H92ZM114 172H116V171H114ZM153 172H154V171H153ZM168 172H169V171H168ZM170 172H171V171H170ZM201 172H202V170H201ZM205 172H206V171H205ZM215 172H216V171H215ZM218 172H219V171H218ZM222 172H223V170H222ZM237 172H238V171H237ZM243 172H244V171H243ZM243 172H242V173H243ZM252 172H253V171H252ZM24 173H25V172H24ZM54 173H56V172H54ZM68 173H69V172H68ZM74 173H75V172H74ZM79 173H80V172H79ZM97 173H98V172H97ZM103 173H105V172H103ZM110 173H111V172H110ZM124 173H127V172L124 171ZM139 173H140V172H139ZM147 173H148V172H147ZM223 173H224V172H223ZM238 173H239V172H238ZM244 173H245V172H244ZM253 173H254V172H253ZM10 174H11L10 176H12L13 173H10ZM14 174H16V173H14ZM20 174H21V173H20ZM27 174H28V173H27ZM31 174H32V173H31ZM31 174H30V175H31ZM49 174H50V173H49ZM49 174H48L47 176H49ZM62 174H63V173H62ZM64 174H63V175H64ZM71 174H72V173H71ZM100 174H101V173H100ZM118 174H119V173H118ZM118 174H117V175H118ZM151 174H152V173H151ZM189 174H190V172H189ZM215 174H216V173H215ZM232 174H235V173L232 171ZM250 174H251V173H250ZM2 175H3V174H2ZM8 175H9V173H8ZM35 175H36V174H35ZM69 175H70V174H69ZM69 175H68V176H69ZM76 175H77V173H76ZM85 175H89V174H85ZM98 175H99V174H98ZM101 175H102V174H101ZM104 175L106 176V173H105ZM125 175H126V174H125ZM164 175H165V174H164ZM176 175H177V174H176ZM211 175H212V173H211ZM241 175H242V174H241ZM247 175H248V174H247ZM247 175H246V176H247ZM255 175H256V174H255ZM28 176H29V175H28ZM31 176H32V175H31ZM40 176H41V175H40ZM44 176H45V175H44ZM50 176H51V175H50ZM52 176H54V175H52ZM52 176H51V177H52ZM57 176H58V175H57ZM73 176H74V175H73ZM80 176H81V175H80ZM80 176H79V179L81 178ZM107 176H109V172H108V175H107ZM112 176H113V174H112ZM112 176H111V177H112ZM115 176H116V175H115ZM119 176H121V175L119 174ZM172 176H173V175H172ZM216 176H217V175H216ZM220 176H221V175H220ZM227 176H228V175H227ZM227 176H226V177H227ZM230 176H231V175H230ZM244 176H245V175H244ZM249 176H250V175H249ZM12 177H14V175H13ZM41 177H42V176H41ZM45 177H46V176H45ZM55 177H56V176H55ZM93 177H95V174H94ZM93 177H91V179H92ZM97 177H99V176H97ZM103 177H104V176H103ZM111 177H110V178H111ZM139 177H140V176H139ZM139 177H138V178H139ZM146 177H147V176H146ZM155 177H156V176H155ZM167 177H168V176H167ZM204 177H205V176H204ZM206 177H207V176H206ZM210 177H211V176H210ZM222 177H223V176H222ZM231 177H232V176H231ZM234 177L236 178V176H234ZM250 177H252V176H250ZM253 177H254V176H253ZM256 177H257V176H256ZM18 178H19V176H18ZM34 178H35V176H34ZM46 178H47V177H46ZM49 178H50V177H49ZM56 178H58V177H56ZM56 178H55V182H56ZM59 178H60V176H59ZM61 178H62V177H61ZM63 178H64V177H63ZM63 178H62V179H63ZM67 178H68V177H67ZM70 178H72V177H70ZM85 178H87V176H86ZM88 178H89V177H88ZM100 178H101L102 180L105 179V178H102V177H100ZM100 178H99V179H100ZM108 178H109V177H108ZM110 178L108 179L109 181H110ZM112 178H114V177H112ZM112 178H111V179H112ZM117 178H118V177H117ZM147 178H148V177H147ZM153 178H154V177H153ZM213 178H214V177H213ZM218 178H219V176H218ZM220 178H221V177H220ZM220 178H219V179H220ZM227 178H228V177H227ZM240 178H241V177H240ZM258 178H259V177H258ZM258 178H257V179H258ZM262 178H263V177H262ZM262 178H261V179H262ZM1 179H2V178H1ZM1 179H0V180H1ZM6 179H7V177H6ZM39 179H40V178H39ZM41 179H42V178H41ZM44 179H45V178H43V181H44ZM77 179H78V178H77ZM91 179H90V180H91ZM94 179H96V178H94ZM101 179H100V181H101ZM106 179H107V178H106ZM129 179H130V178H129ZM170 179H171V178H170ZM211 179H212V178H211ZM245 179H248V178H245ZM259 179H260V178H259ZM261 179H260V180H261ZM263 179H264V178H263ZM263 179H262V180H263ZM20 180H21V179H20ZM46 180H47V179H46ZM46 180H45V181H46ZM57 180H58V179H57ZM68 180H69V178L66 180V182H68ZM71 180H72V179H71ZM75 180H76V179H75ZM75 180H74V181H75ZM83 180H84V179H83ZM108 180H107V181H108ZM113 180H114V182H115L116 179H113ZM120 180H121V179H120ZM134 180H135V178H134ZM150 180H151V179H150ZM176 180H177V179H176ZM190 180H191V179H190ZM199 180H200V179H199ZM233 180H234V179H233ZM241 180H242V179H241ZM253 180H254V179H253ZM39 181H41V180H39ZM43 181H42V183H43ZM48 181H49V180H48ZM50 181H51V180H50ZM50 181H49V182H50ZM53 181H54V180H53ZM59 181H60V179H59ZM78 181H79V180H78ZM85 181H87V180H85ZM94 181H95V180H94ZM107 181H105V182H107ZM126 181H128V180H126ZM130 181H131V180H130ZM159 181H160V180H159ZM178 181H181V180H178ZM208 181H209V180H208ZM0 182H1V181H0ZM12 182H14V181H12ZM18 182H19V181H18ZM51 182H52V181H51ZM57 182H58V181H57ZM57 182H56V183H57ZM61 182H62V181H61ZM82 182H83V181H82ZM95 182H96V181H95ZM95 182H94V184H92L93 186L96 184ZM103 182H104V181H103ZM103 182H102V183H103ZM114 182H113V183H114ZM116 182H117V181H116ZM120 182H121V181H120ZM123 182L125 183V181H123ZM144 182H145V181H144ZM148 182H149V181H148ZM150 182H151V181H150ZM153 182H154V181H153ZM153 182H152V183H153ZM156 182H157V181H156ZM221 182H222V180H221ZM221 182H220V183H221ZM248 182H250V181L248 180ZM248 182H247V183H248ZM251 182H252V181H251ZM256 182H257V180H256ZM259 182H260V181H259ZM3 183H4V182H3ZM3 183H2V184H3ZM32 183H33V182H32ZM38 183H39V182H38ZM45 183H47V182H45ZM64 183H65V182H64ZM64 183L62 182V184H64ZM70 183L72 184V181H71ZM100 183H101V182H100ZM142 183H143V182H142ZM161 183H162V181H161ZM174 183H175V182H174ZM197 183H198V182H197ZM263 183H264V182H263ZM0 184H1V183H0ZM15 184H17V183H15ZM19 184H20V182H19ZM34 184H35V183H34ZM62 184H61V185H62ZM78 184H79V183H78ZM98 184H99V183H98ZM127 184H128V183H127ZM127 184H126V185H127ZM129 184H130V183H129ZM146 184H147V183H146ZM149 184H150V183H149ZM181 184H182V182H181ZM181 184H180V185H181ZM200 184H201V183H200ZM210 184H211V183H210ZM213 184H214V183H213ZM218 184H219V182H218ZM233 184H234V183H233ZM260 184H262V183L260 182ZM3 185H4V184H3ZM21 185H22V184H21ZM23 185H25V184L23 183ZM44 185H45V184L43 183V186H44ZM52 185H53V184H52ZM61 185H60V186H61ZM64 185H65V184H64ZM72 185H73V184H72ZM107 185H108V184H107ZM109 185H110V184H109ZM120 185H121V184H120ZM141 185H142V184H141ZM151 185H152V184H151ZM166 185H167V184H166ZM172 185H173V184H172ZM172 185H171V186H172ZM191 185H192V184H191ZM198 185H199V184H198ZM235 185H236V184H235ZM238 185H240V184H238ZM12 186H15L14 183H13ZM55 186H56V184H55ZM65 186H66V185H65ZM67 186H68V185H67ZM77 186H79V185H77ZM99 186H100V184H99ZM101 186L103 187V184H102ZM101 186H100V188H101ZM111 186H112V185H111ZM127 186H128V185H127ZM133 186H134V185H133ZM133 186H132V187H133ZM145 186H146V185H145ZM223 186H224V185H223ZM231 186H232V185H231ZM242 186H243V185H242ZM250 186H251V185H249L248 188H249ZM253 186H254V184H253ZM9 187H10V186H9ZM15 187H16V186H15ZM18 187H19V186H17V188H18ZM26 187H27V186H26ZM68 187H69V186H68ZM70 187H71V185H70ZM87 187H88V186H87ZM91 187H92V186H91ZM104 187H105V189H107L106 194H105V195L107 196V192H108V189H109L110 187L107 188L106 185H105ZM104 187H103V188H104ZM113 187H114V186H113ZM113 187H112V188H113ZM119 187H120V186H119ZM122 187H124V186H122ZM122 187H121V188H122ZM128 187H129V186H128ZM149 187H150V186H149ZM155 187H157V185H156ZM172 187H173V186H172ZM177 187H178V186H177ZM177 187H176V189H177ZM182 187H183V186H182ZM224 187H225V186H224ZM228 187H229V186H228ZM236 187H237V186H236ZM254 187H255V186H254ZM262 187H263V186H262ZM6 188H7V187H6ZM6 188H5V189H6ZM40 188H41V187H40ZM42 188L44 189L45 187H42ZM53 188H54V187H53ZM63 188L65 189V187H63ZM72 188H73V187H72ZM77 188H78V187H77ZM82 188H83V187H82ZM82 188H80V189H82ZM93 188H94V187H93ZM124 188L126 189V186H125ZM141 188H142V187H141ZM144 188H146V187H144ZM147 188H148V187H147ZM157 188H158V187H157ZM199 188H200V187H199ZM203 188H204V187H203ZM203 188H202V190H203ZM213 188H214V187H213ZM213 188H211V189H213ZM229 188H230V187H229ZM231 188H232V187H231ZM237 188H238V187H237ZM250 188H251V187H250ZM250 188H249V189H250ZM5 189H4V190H5ZM14 189H15V188H14ZM36 189H37V188H36ZM58 189H59V188H58ZM80 189H79V191H80ZM84 189H85V187H84ZM115 189H116V188H115ZM122 189H123V188H122ZM128 189H129V188H128ZM142 189H143V188H142ZM183 189H184V187H183ZM200 189H201V188H200ZM227 189H228V188H227ZM256 189H257V188H256ZM261 189H262V188H261ZM9 190H10V189H9ZM44 190H45V189H44ZM65 190H67V189H65ZM70 190L72 191V189H70ZM74 190H75V189H74ZM96 190H97V188H96ZM96 190H94V191H96ZM99 190H100V189H99ZM99 190H98V191H99ZM101 190H102V188H101ZM103 190H104V189H103ZM131 190H132V189H131ZM131 190H130V191H131ZM157 190H158V189H157ZM185 190H186V189H185ZM185 190H184V191H185ZM187 190H188V189H187ZM192 190H193V189H192ZM198 190H199V189H198ZM229 190H230V189H229ZM233 190H234V189H233ZM235 190H237V189H235ZM239 190H240V189H239ZM239 190H238L237 192H239ZM7 191H8V190H7ZM7 191H6V192H7ZM16 191H17V189H16ZM19 191H20V189H19ZM19 191H18V192H19ZM50 191H51V190H50ZM79 191H78V189H77L76 192H79ZM82 191H83V190H81L80 192H82ZM85 191H86V190H85ZM109 191H110V190H109ZM111 191H112V189H111ZM111 191H110V193H111ZM116 191H117V190H116ZM121 191H123V190H121ZM181 191H182V190H181ZM199 191H200V190H199ZM204 191H205V190H204ZM218 191H219V190H218ZM218 191H217V192H218ZM36 192H37V190H36ZM41 192H42V191H41ZM43 192H44V191H43ZM57 192H58V191H57ZM60 192H61V191H60ZM67 192H68V190H67ZM83 192H84V191H83ZM83 192H82V193H83ZM102 192H103V191H102ZM112 192H113V191H112ZM114 192H115V191H114ZM117 192H118V191H117ZM127 192H128V190H127ZM131 192L133 193V191H131ZM153 192H154V190H153ZM155 192H156V191H155ZM164 192H165V191H164ZM212 192H213V190H212ZM215 192H216V191H215ZM234 192H235V191H234ZM263 192H264V191H263ZM263 192H262V194H263ZM10 193H11V192H10ZM29 193H30V192H29ZM52 193H53V192H52ZM55 193H56V192H55ZM63 193H65V191H63ZM82 193H81V194H82ZM87 193H89V192L87 191ZM87 193H86V195H87ZM92 193H93V192H92ZM100 193H101V192H100ZM104 193H105V191H104L103 193H101V194H104ZM115 193H116V192H115ZM128 193H130V192H128ZM206 193H207V191H206ZM232 193H233V192H232ZM21 194H22V193H21ZM73 194H74V192H73ZM73 194H72V195H73ZM79 194H80V193H79ZM79 194H78V195H79ZM108 194H109V193H108ZM125 194H126V193H125ZM139 194H140V193H139ZM163 194H166V193H163ZM183 194H184V193H183ZM192 194H194V193H192ZM199 194H200V192H199ZM208 194H209V193H208ZM213 194H215V193H213ZM230 194H231V193H230ZM235 194H236V192H235ZM251 194H252V193H251ZM254 194H255V193H254ZM257 194H258V193H257ZM257 194H256V196H257ZM262 194H261V195H262ZM9 195H10V194H9ZM27 195H28V194H27ZM44 195H46V194H44ZM51 195H52V194L50 193V196H51ZM53 195H54V194H53ZM53 195H52V196H53ZM55 195H56V194H55ZM55 195H54V196H55ZM62 195H63V194H62ZM94 195H95V194H94ZM110 195H111V194H110ZM136 195H137V194H136ZM140 195H141V194H140ZM142 195H143V194H142ZM146 195H147V194H146ZM159 195H160V194H159ZM178 195H179V192H178ZM181 195H182V193H181ZM181 195H180V196H181ZM194 195H195V194H194ZM200 195H201V194H200ZM211 195H212V194H211ZM217 195H218V194H217ZM223 195H224V194H223ZM242 195H243V194H242ZM263 195H264V194H263ZM4 196H5V195H4ZM42 196H43V195H42ZM56 196H57V195H56ZM70 196H71V195H69V197H70ZM82 196L85 197L84 194H83ZM82 196L80 195L81 198H82ZM96 196H97V195H96ZM100 196H101V195H100ZM106 196H105V197H106ZM125 196H126V195H125ZM125 196H124V198H126ZM132 196H133V195H131V197L129 196L130 199H132ZM152 196H153V195H152ZM175 196H176V194H175ZM185 196H187V192L185 193ZM192 196H193V195L190 196V199H191ZM198 196H199V195H198ZM205 196H207V195H205ZM205 196H204V197H205ZM208 196H209V195H208ZM231 196H232V195H231ZM5 197H6V196H5ZM33 197H35V196H33ZM48 197H49V196H48ZM58 197H59V196H58ZM61 197H62V196H61ZM61 197H60V198H61ZM71 197H72V196H71ZM110 197H111V196H110ZM112 197H113V196H112ZM121 197H122V196H121ZM160 197H161V196H160ZM169 197H170V196H169ZM196 197H197V195H196ZM212 197H213V196H212ZM220 197H221V196H220ZM225 197H226V196H225ZM237 197H239V196H237ZM243 197H244V196H243ZM259 197H260V196H259ZM263 197H264V196H263ZM2 198H3V197H2ZM6 198H7V197H6ZM30 198H31V197H30ZM52 198H53V197H52ZM73 198H74V196L72 197V199H73ZM98 198H99V197H98ZM115 198H116V197H115ZM127 198H128V196H127ZM127 198H126V199H127ZM139 198H140V196H139ZM139 198H138V199H139ZM164 198H165V197H164ZM188 198H189V197H188ZM194 198H195V197H194ZM221 198H222V197H221ZM233 198H234V197H233ZM235 198H236V197H235ZM250 198H251V197H250ZM65 199H66V198H65ZM67 199H68V197H67ZM70 199H71V198H70ZM79 199H80V198H79ZM83 199H84V198H83ZM85 199H86V197H85ZM91 199H92V198H91ZM99 199H101V198H99ZM99 199H98V200H99ZM105 199H106V198H105ZM120 199H122V198H120ZM135 199H136V198H135ZM157 199H158V197H157ZM205 199H206V198H204V200H205ZM214 199H215V197H214ZM216 199H217V198H216ZM257 199H258V198H257ZM263 199H264V198H263ZM18 200H19V198H18ZM45 200L48 201V199H45ZM93 200H94V198H93ZM95 200H96V199H95ZM108 200H109V199H108ZM122 200H123V199H122ZM122 200H118V201H122ZM133 200H134V199H133ZM170 200H171V199H170ZM170 200H169V201H170ZM202 200H203V198H202ZM206 200H207V199H206ZM224 200H225V199H224ZM20 201H21V200H20ZM41 201H42V200H41ZM43 201H44V200H43ZM51 201H53V200H51ZM54 201H55V200H54ZM65 201H66V200H65ZM65 201H64V203H66ZM101 201H102V200H101ZM106 201H107V200H106ZM109 201H110V200H109ZM112 201H113V200H112ZM125 201H126V200H125ZM125 201H124V202H125ZM176 201H179V200H176ZM197 201H198V200H197ZM237 201H241V200H238V199H237ZM258 201H259V200H258ZM5 202H6V200H5ZM10 202H11V201H10ZM13 202H14V201H13ZM15 202H16V200H15ZM18 202H19V201H18ZM25 202H26V201H25ZM58 202H59V201H58ZM72 202H73V201H72ZM78 202H80V201H78ZM88 202H90V201H88ZM99 202H100V201H99ZM114 202H115V201H114ZM116 202H117V201H116ZM128 202H129V200L127 201L126 204L129 205ZM146 202H147V201H146ZM171 202H173V201L171 200ZM174 202H175V201H174ZM261 202H262V200H261ZM8 203H9V202H8ZM22 203H23V202H22ZM56 203H57V202H56ZM70 203H71V202H70ZM97 203H98V202H97ZM102 203H105V202H102ZM106 203H107V202H106ZM119 203H120V202H119ZM119 203H118V204H119ZM122 203H123V201H122ZM132 203H133V202H132ZM138 203H139V202H138ZM157 203H158V201H157ZM180 203H181V202H180ZM182 203H183V202H182ZM199 203H201V202H199ZM203 203H205V202H203ZM203 203H202V205H203ZM212 203H213V202H211V204H212ZM222 203H224V202H222ZM240 203H241V202H240ZM243 203H244V202H243ZM255 203H256V202H255ZM263 203H264V202H263ZM263 203H262V204H263ZM15 204H16V203H15ZM81 204H83V203H81ZM90 204H91V203H90ZM120 204H121V203H120ZM120 204H119V206H120ZM134 204H135V203H133L132 205H134ZM139 204H140V203H139ZM152 204H153V203H152ZM152 204H151V205H152ZM164 204H165V203H164ZM214 204H215V203H214ZM224 204H225V203H224ZM260 204H261V203H260ZM262 204H261V205H262ZM18 205H20V204L18 203ZM24 205H25V204H24ZM34 205H35V204H34ZM85 205H86V204H85ZM92 205H93V204H92ZM94 205H95V203H94ZM98 205H100V204H98ZM121 205H122V204H121ZM136 205H137V204H136ZM140 205H141V204H140ZM153 205H154V204H153ZM168 205H170V204H168ZM179 205H180V204H179ZM255 205H256V204H255ZM37 206H38V204H37ZM69 206H70V205H69ZM96 206H97V205H96ZM96 206H95V208H96ZM104 206H105V205H104ZM104 206H103V208H104ZM110 206H111V205H110ZM122 206H123V205H122ZM124 206H125V205H124ZM124 206H123V207H124ZM134 206H135V205H134ZM156 206H157V205H156ZM164 206H165V205H164ZM183 206H184V205H183ZM186 206H187V205H186ZM203 206H205V205H203ZM203 206H202V207H203ZM241 206H242V204H241ZM244 206H245V205H244ZM252 206H253V205H252ZM256 206H257V205H256ZM256 206H255V207H256ZM262 206H263V205H262ZM262 206H261V207H262ZM1 207H2V206H1ZM28 207H29V206H28ZM67 207H68V206H67ZM76 207H77V206H76ZM93 207H94V206H93ZM125 207H126V206H125ZM137 207H138V206H137ZM144 207H145V206H144ZM171 207H172V206H171ZM176 207H177V206H176ZM178 207H181V206H178ZM195 207H196V205H195ZM221 207H222V206H221ZM25 208H26V207H25ZM29 208H30V207H29ZM49 208H50V207H49ZM49 208H48V209H49ZM87 208H88V207H87ZM100 208H101V207H100ZM121 208H122V207H121ZM149 208H150V207H149ZM196 208H197V207H196ZM196 208H195V209H196ZM207 208H208V207H207ZM242 208H243V207H242ZM242 208H241V209H242ZM18 209H19V208H18ZM21 209H22V208H21ZM51 209H52V208H50L49 210H51ZM55 209H56V208H55ZM59 209H60V208H59ZM63 209H64V208H63ZM97 209L99 210V208H97ZM109 209H111V208H109ZM117 209H118V208H117ZM122 209H123V208H122ZM131 209H132V208H131ZM139 209H140V208H139ZM152 209H153V208H152ZM173 209H174V208H173ZM201 209H202V208H201ZM204 209H205V208H204ZM256 209H257V208H256ZM41 210H43V209L41 208ZM52 210H54V209H52ZM64 210H65V209H64ZM88 210H90V209H88ZM103 210H104V209H101V211H103ZM112 210H113V209H112ZM125 210H126V209H125ZM128 210H129V209H128ZM128 210H127V211H128ZM213 210H214V209H213ZM221 210H222V209H221ZM225 210H226V209H225ZM249 210H250V209H248V211H249ZM262 210H263V209H262ZM23 211H24V210H23ZM23 211H22V212H23ZM45 211H46V210H45ZM47 211H48V210H47ZM61 211H62V210H61ZM105 211H106V210H105ZM105 211H103V212H105ZM108 211H109V210H108ZM130 211H131V210H129V212H130ZM134 211H135V213H136V210H134ZM137 211H139V210H137ZM141 211H142V209H141ZM144 211H146V210H144ZM159 211H160V210H159ZM176 211H178V210H176ZM176 211H175V212H176ZM248 211H246V212H248ZM251 211H252V210H251ZM41 212H44V210L41 211ZM48 212L50 213V211H48ZM54 212H56V211H54ZM76 212H77V210H76ZM82 212H83V211H82ZM82 212H81V213H82ZM85 212H86V211H85ZM85 212H83V214H85ZM117 212H118V211H117ZM117 212L115 211V214H116ZM146 212H148V211H146ZM185 212H186V210H185ZM204 212H205V211H204ZM229 212H230V211H229ZM241 212H242V211H241ZM244 212H245V211H244ZM244 212H243V213H244ZM246 212H245V213H246ZM261 212H262V211H261ZM29 213H30V212H29ZM29 213H28V214H29ZM46 213H47V212H45L44 214L46 215ZM52 213H53V212H52ZM52 213H51V214H52ZM57 213H60V212L57 210ZM57 213H56V214H57ZM64 213H65V212H64ZM68 213H69V212H68ZM81 213H80V214H81ZM109 213H110V212H109ZM112 213H113V212H112ZM112 213H111V214H112ZM135 213H133V214L131 213L130 215H134ZM140 213H141V212H139V214H140ZM178 213H179V212H178ZM198 213H200V212H198ZM220 213H222V211H221ZM249 213H250V212H249ZM47 214H48V213H47ZM70 214H71V213H70ZM77 214H78V213H76V215H77ZM88 214H89V211H88ZM95 214H96V213H95ZM142 214H143V213H142ZM163 214H164V213H162V214L160 213V215H162V216H163ZM170 214H171V213H170ZM174 214H175V213H174ZM203 214H204V213H203ZM223 214H224V213H223ZM225 214H226V213H225ZM254 214H257V213L255 212ZM262 214H263V213H262ZM262 214H261V215H262ZM74 215H75V214H74ZM85 215H86V214H85ZM85 215H84V216H85ZM90 215H91V213H90ZM93 215H94V214H93ZM93 215H91V216H93ZM100 215H102V214H100ZM112 215H113V214H112ZM136 215H137V214H136ZM140 215H141V214H140ZM143 215H144V214H143ZM145 215H146V214H145ZM145 215H144V216H145ZM148 215H149V214H148ZM165 215H167V214H165ZM165 215H164V216H165ZM171 215H172V214H171ZM179 215H180V214H179ZM240 215H241V213H240ZM244 215H245V214H244ZM52 216H53V215H52ZM52 216H51V217H52ZM56 216H57V215H55L54 218H58V217H60V216L62 217V215L57 216V217H56ZM63 216H65V215H63ZM71 216H72V215H71ZM91 216H88V218L91 217ZM98 216H99V215H98ZM106 216H107V215H106ZM119 216L121 217V214H120ZM149 216H150V215H149ZM157 216H158V215H157ZM167 216H168V215H167ZM176 216H177V215H176ZM48 217H50V216H48ZM61 217H60V218H61ZM68 217H69V216H68ZM94 217H96V216H94ZM99 217H100V216H99ZM107 217H108V216H107ZM109 217H110V216H109ZM109 217H108V218H109ZM116 217H117V216H116ZM122 217H123V216H122ZM137 217H138V216H136V218H137ZM139 217H141V216H139ZM165 217H166V216H165ZM174 217H175V215H174ZM174 217H173V218H174ZM179 217H180V216H179ZM182 217H183V216H182ZM228 217H229V216H228ZM254 217H255V216H254ZM259 217H260V216H259ZM25 218H26V217H25ZM38 218H39V217H38ZM52 218H53V217H52ZM54 218H53V219H54ZM69 218H70V217H69ZM76 218H77V217H76ZM91 218H92V217H91ZM97 218H98V217H97ZM101 218H102V217H101ZM111 218H112V216H111ZM113 218H114V217H113ZM124 218H126V217H124ZM129 218H130V216H129ZM131 218H132V216H131ZM136 218H135V219H136ZM143 218H144V217H143ZM149 218H150V217H149ZM149 218H148V219H149ZM160 218H161V217H160ZM183 218H185V217H183ZM183 218H182V219H183ZM257 218H258V217L256 216L255 219H257ZM40 219H41V218H40ZM53 219H52V220H53ZM67 219H68V218H67ZM72 219H74V218L72 217ZM77 219H78V218H77ZM84 219H85V218H84ZM89 219H90V218H89ZM98 219H99V218H98ZM139 219H140V218H138V220H139ZM154 219H155V218H154ZM156 219H157V218H156ZM178 219H179V218H178ZM228 219H229V218H228ZM21 220H22V219H21ZM48 220H49V219H48ZM48 220H47V221H48ZM65 220H66V219H65ZM65 220H64V222H65ZM78 220H79V219H78ZM92 220H93V219H92ZM100 220H101V219H100ZM104 220H106V219H104ZM104 220H103V222H104ZM115 220H116V219H115ZM115 220H113V221H115ZM125 220H126V219H125ZM1 221H3V220H1ZM45 221H46V219H45ZM47 221H46V222H47ZM69 221H70V220H69ZM71 221H72V220H71ZM74 221H75V219H74ZM79 221H80V220H79ZM107 221H109V220H107ZM121 221H122V219H121ZM152 221L154 222V220H152ZM157 221H158V220H157ZM168 221H169V220H168ZM168 221H167V222H168ZM257 221H258V220H257ZM260 221H261V220H260ZM23 222H24V221H23ZM52 222H53V221H52ZM52 222H51V224H53ZM58 222H60V221L58 220ZM75 222H76V221H75ZM77 222H78V221H77ZM83 222H84V221H83ZM97 222H98V221H97ZM101 222H102V221H101ZM115 222H116V221H115ZM115 222H114V223H115ZM124 222H125V221H124ZM135 222H136V220H135ZM143 222H144V221H143ZM146 222H149V221L147 220V221H145L144 223H146ZM162 222H165V221H162ZM169 222H170V221H169ZM174 222H176V220H175ZM179 222H180V221H179ZM179 222H178V223H179ZM196 222H197V221H196ZM67 223H68V220H67ZM78 223H79V222H78ZM80 223L82 224V222H80ZM86 223L88 224L87 217H86ZM95 223H96V222H95ZM112 223H113V222H112ZM120 223H121V222H120ZM140 223H141V221H140ZM180 223H182V222H180ZM180 223H179V224H180ZM188 223H190V222H188ZM240 223H241V222H240ZM258 223H259V221H258ZM260 223H261V222H260ZM260 223H259V224H260ZM263 223H264V222H263ZM42 224H44V223L42 222ZM63 224H64V223H63ZM65 224H66V223H65ZM69 224H70V223H69ZM84 224H85V223H83V226H84ZM87 224H86V225H87ZM100 224H102V223H100ZM126 224H129V223H126ZM132 224H133V223H132ZM132 224H130V225H132ZM137 224H138V222H137ZM157 224H158V223H157ZM165 224H166V222H165ZM168 224H169V223H168ZM179 224H178V225H179ZM184 224H185V223H184ZM184 224H183V225H184ZM186 224H187V223H186ZM246 224H247V223H246ZM259 224H258V226H259ZM46 225H47V224H46ZM70 225H71V224H70ZM98 225H99V224H98ZM102 225H103V224H102ZM114 225H115V224H114ZM122 225H123V224H122ZM122 225H121V227H122ZM140 225H141V224H140ZM140 225H136V226H140ZM173 225H174V223H173ZM181 225H182V224H181ZM226 225H227V224H226ZM9 226H10V225H9ZM80 226H81V225H80ZM96 226H97V225H96ZM111 226H112V225H111ZM117 226H118V225H117ZM127 226H128V225H127ZM133 226H135V224H134ZM157 226H160V225H157ZM193 226H194V223H193ZM258 226H257V229H258ZM261 226H262V225H260L259 227H261ZM263 226H264V225H263ZM263 226H262V227H263ZM10 227H11V226H10ZM46 227H47V226H46ZM86 227H87V226H86ZM93 227H95V226H93ZM112 227H113V226H112ZM119 227H120V226H119ZM121 227H120V229H121ZM144 227H145V226H144ZM146 227H147V226H146ZM155 227H156V226H155ZM162 227H163V226H162ZM170 227H173V226H170ZM177 227H178V226H177ZM187 227H188V226H187ZM233 227H234V226H233ZM246 227H247V226H246ZM23 228H24V226H23ZM78 228H79V227H78ZM80 228H81V227H80ZM95 228H96V227H95ZM108 228H109V227H108ZM149 228H150V227H149ZM156 228H157V227H156ZM163 228H164V227H163ZM181 228H183V227H181ZM53 229H54V228H53ZM59 229H61V228H59ZM83 229H84V228H83ZM98 229H100V227H99ZM109 229H111V228H109ZM142 229H144V228L142 227ZM142 229H141V230H142ZM147 229H148V228H147ZM152 229H154V228H151V230H152ZM158 229H159V228H158ZM158 229H157V230H158ZM160 229H161V228H160ZM184 229H185V228H184ZM189 229H190V228H189ZM195 229H196V226H195ZM203 229H205V228H203ZM9 230H10V228H9ZM69 230H70V229H69ZM72 230H74V229H72ZM117 230H118V229H117ZM122 230H123V229H122ZM130 230H133V229H129L128 232H131ZM151 230H150V231H151ZM154 230H155V229H154ZM193 230H194V229H193ZM259 230H261V229L259 228ZM6 231H7V230H6ZM22 231H23V230H22ZM26 231H27V230H26ZM48 231H50V230H48ZM53 231H54V230H53ZM62 231H63V230H62ZM74 231H75V230H74ZM77 231H79V230L77 229ZM90 231H92V230L90 229ZM134 231H136V230H134ZM162 231H163V230H162ZM187 231H188V230H187ZM255 231H256V229H255ZM263 231H264V230H263ZM54 232H55V231H54ZM54 232H53V234H54ZM111 232H112V231H111ZM119 232H120V231H119ZM119 232H117V233H119ZM128 232H127V233H128ZM136 232H137V231H136ZM136 232H135V234H136ZM152 232H153V231H152ZM163 232H164V231H163ZM170 232H171V231H170ZM174 232H175V231H174ZM238 232H239V231H238ZM47 233H48V232H47ZM64 233H65V232H64ZM76 233H77V232H76ZM97 233H98V232H97ZM117 233H115V234H117ZM154 233H155V231H154ZM185 233H186V232H185ZM191 233H192V231H191ZM193 233H194V232H193ZM197 233H198V232H197ZM203 233H204V232H203ZM206 233H207V232H206ZM211 233H212V232H211ZM239 233H240V232H239ZM12 234H13V233H12ZM69 234H70V232H69ZM79 234H80V233H78V235H79ZM86 234H87V233H86ZM129 234H130V233H129ZM138 234H139V231H138ZM147 234H148V232H147ZM152 234H153V233H152ZM161 234H162V233H161ZM199 234H201V233H199ZM0 235H1V234H0ZM40 235H41V234H40ZM42 235H43V234H42ZM64 235H68V234H64ZM74 235H75V234H74ZM78 235H77V236H78ZM80 235H81V234H80ZM80 235H79V236H80ZM104 235H105V234H104ZM142 235H143V234H142ZM156 235H157V234H156ZM156 235H155V236H156ZM191 235H193V234H191ZM231 235H232V234H231ZM240 235H241V234H240ZM46 236H47V235H46ZM81 236H82V235H81ZM87 236H88V235H87ZM97 236H98V235H97ZM119 236H120V234H119ZM126 236H127V235H126ZM135 236H136V235H135ZM160 236H162V235H160ZM167 236H169V234H168ZM205 236H206V235H205ZM218 236H219V235H218ZM226 236H227V235H226ZM241 236H242V235H241ZM39 237H40V236H39ZM50 237H51V236H50ZM50 237H49V238H50ZM66 237H67V236H66ZM68 237H69V235H68ZM74 237H75V236H74ZM94 237H95V236H94ZM111 237H112V236H111ZM136 237H137V236H136ZM144 237H145V236H144ZM153 237H154V236H153ZM192 237H193V236H192ZM231 237H232V236H231ZM0 238H1V237H0ZM5 238H6V237H5ZM7 238H8V237H7ZM52 238H53V237H52ZM69 238H70V237H69ZM78 238H79V237H78ZM105 238H106V237H105ZM145 238H146V237H145ZM158 238H159V237H158ZM158 238H157V239H158ZM160 238H161V237H160ZM162 238H163V237H162ZM167 238H168V237H167ZM190 238H191V237H190ZM225 238H226V237H225ZM236 238H237V237H236ZM16 239H17V238H16ZM29 239H30V238H29ZM53 239H54V238H53ZM64 239H65V238H64ZM67 239H68V238H67ZM72 239H73V238H72ZM84 239H85V236H84ZM106 239H107V238H106ZM116 239H117V238H116ZM122 239H123V238H122ZM147 239H148V238H147ZM163 239H165V238H163ZM163 239H161V240H163ZM186 239H187V238H186ZM223 239H224V238H223ZM229 239H230V237H229ZM14 240H15V239H14ZM77 240H78V239H77ZM117 240H118V239H117ZM117 240H116V242H117ZM129 240H130V239H129ZM131 240H132V239H131ZM152 240H153V239H152ZM176 240H177V239H176ZM192 240H193V239H192ZM226 240H227V239H226ZM235 240H236V239H235ZM242 240H243V239H242ZM30 241H31V240H30ZM70 241H71V240H70ZM70 241H69V242H70ZM110 241H111V239H110ZM133 241H137V240H133ZM140 241H142V240H140ZM140 241H139V242H140ZM145 241H147V240H145ZM167 241H168V240H166V243H167ZM187 241H188V240H187ZM194 241H195V240H194ZM202 241H203V240H202ZM202 241H201V242H202ZM258 241H259V240H258ZM15 242H16V241H15ZM53 242H54V241H53ZM78 242H79V241H78ZM128 242H130V241H128ZM143 242H144V241H143ZM151 242H152V241H151ZM154 242H155V241H154ZM185 242H186V241H185ZM196 242H197V241H196ZM204 242H205V241H204ZM221 242H222V241H221ZM225 242H226V241H225ZM238 242H239V241H238ZM46 243H47V241H46ZM79 243H80V242H79ZM86 243H87V242H86ZM130 243H131V242H130ZM149 243H150V242H149ZM149 243H148V244H149ZM157 243H159V242H157ZM164 243H165V241H164ZM166 243H165V244H166ZM216 243H217V242H216ZM54 244H55V243H54ZM68 244H69V243H68ZM106 244H107V243H106ZM150 244H151V243H150ZM153 244H154V243H153ZM201 244H202V243H201ZM213 244H214V243H213ZM243 244H244V243H243ZM17 245H18V244H17ZM49 245H50V244H49ZM71 245H72V244H71ZM75 245H76V244H75ZM101 245H102V244H101ZM117 245H118V244H117ZM132 245H134V244H132ZM136 245H138V244H136ZM141 245H142V244H141ZM144 245H145V244H144ZM146 245H147V244H146ZM180 245H181V244H180ZM215 245H216V244H215ZM78 246L81 247V245H78ZM88 246H89V245H88ZM167 246H168V245H167ZM183 246H184V245H183ZM212 246H213V245H212ZM76 247H77V246H76ZM118 247H120V246H118ZM137 247H138V246H137ZM160 247H161V246H160ZM213 247H214V246H213ZM218 247H219V246H218ZM232 247H233V246H232ZM77 248H78V247H77ZM121 248H122V247H121ZM145 248H146V247H145ZM153 248H154V247H153ZM155 248H156V247H155ZM157 248H158V247H157ZM219 248H220V247H219ZM258 248H259V247H258ZM14 249H15V248H14ZM35 249H36V248H35ZM148 249H149V248H148ZM167 249H168V248H167ZM169 249H170V247H169ZM183 249H184V248H183ZM185 249H186V248H185ZM55 250H56V249H55ZM90 250L92 251V248H91ZM107 250H108V249H107ZM149 250H150V249H149ZM149 250H147V251H149ZM162 250H163V249H162ZM170 250H171V249H170ZM172 250H173V249H172ZM243 250H244V249H243ZM4 251H5V250H4ZM7 251H8V250H7ZM11 251H12V250H11ZM19 251L22 252V251H24V250H22V251L19 250ZM93 251H94V250H93ZM119 251H121V250H119ZM144 251H145V250H144ZM160 251H161V250H160ZM168 251H169V250H168ZM174 251H175V249H174ZM178 251H179V250H178ZM219 251H220V250H219ZM229 251H230V249H229ZM233 251H234V250H233ZM40 252H41V251H40ZM94 252H95V251H94ZM96 252H97V251H96ZM96 252H95V253H96ZM135 252H136V250H135ZM145 252H146V251H145ZM165 252H166V251H165ZM176 252H177V251H176ZM185 252H186V251H185ZM185 252H184V253H185ZM187 252H188V251H187ZM213 252H214V251H213ZM227 252H228V251H227ZM247 252H248V251H247ZM24 253L27 254L26 252H24ZM77 253H78V252H77ZM97 253H98V252H97ZM121 253H122V251H121ZM121 253H120V254H121ZM142 253H143V252H142ZM159 253H160V252H159ZM214 253H215V252H214ZM218 253H219V252H218ZM218 253H217V254H218ZM224 253H225V252H224ZM16 254H17V253H16ZM29 254H30V253H29ZM59 254H60V253H59ZM80 254H81V253H80ZM98 254H99V253H98ZM98 254H97V255H98ZM145 254H146V253H145ZM145 254H144V255H145ZM195 254H196V253H195ZM222 254H223V253H222ZM253 254H254V253H253ZM19 255H21V253H20ZM69 255H70V254H69ZM74 255H75V254H74ZM93 255H94V254H93ZM148 255H149V254H148ZM155 255H156V254H155ZM158 255H159V254H158ZM185 255H186V254H185ZM218 255H219V254H218ZM231 255H232V254H231ZM6 256H7V255H6ZM11 256H12V255H11ZM11 256H10V257H11ZM76 256H77V255H76ZM76 256H75V257H76ZM131 256H132V254H131ZM152 256H153V255H152ZM197 256H198V255H197ZM222 256H223V255H222ZM244 256H245V255H244ZM253 256H254V255H253ZM7 257H9V256H7ZM73 257H74V256H73ZM142 257H143V256H142ZM149 257L151 258L150 255H149ZM157 257H158V256H157ZM157 257L155 256V259H156ZM160 257H161V256H160ZM162 257H163V256H162ZM191 257H192V256H191ZM229 257H230V256H229ZM233 257H234V256H233ZM22 258H23V257H22ZM68 258H69V256H68ZM95 258H96V257H95ZM99 258H100V257H99ZM131 258H132V257H131ZM169 258H170V257H169ZM173 258H174V257H172V259H173ZM237 258H238V257H237ZM79 259H80V258H79ZM102 259H103V258H102ZM104 259H105V258H104ZM116 259H117V258H116ZM129 259H130V258H129ZM134 259H135V258H134ZM134 259H133V260H134ZM165 259H166V257H165ZM165 259H164V261H165ZM212 259H213V258H212ZM227 259H228V258H227ZM230 259H231V258H230ZM251 259H252V258H251ZM131 260H132V259H131ZM131 260H130V261H131ZM133 260H132V261H133ZM141 260H142V258H141ZM149 260H150V259H149ZM159 260H160V259H159ZM162 260H163V259H162ZM169 260H170V259H169ZM193 260H194V259H193ZM205 260H206V259H205ZM231 260L233 261V259H231ZM238 260H239V259H238ZM241 260H242V259H241ZM252 260H253V259H252ZM255 260H256V259H255ZM261 260H262V259H261ZM74 261H75V260H74ZM103 261H104V260H103ZM106 261H107V260H106ZM151 261H152V260H151ZM154 261H155V260H154ZM211 261H212V260H211ZM225 261H226V260H225ZM232 261H231V263H232ZM244 261H245V260H244ZM248 261H249V260H248ZM256 261H257V260H256ZM1 262H2V260H1ZM75 262H76V261H75ZM147 262L150 263V261H147ZM170 262H171V261H170ZM174 262H175V261H174ZM180 262H181V261H180ZM180 262H179V263H180ZM207 262H208V261H207ZM220 262H221V261H220ZM257 262H258V261H257ZM6 263H7V262H6ZM109 263H110V262H109ZM168 263H169V262H168ZM209 263H210V261H209ZM223 263H224V262H223ZM228 263H229V262H228ZM259 263H260V262H259ZM14 264H15V263H14ZM28 264H29V262H28ZM98 264H99V263H98ZM107 264H108V263H107ZM141 264H142V263H141ZM165 264H166V263H165ZM170 264H171V263H170ZM187 264H188V263H187ZM193 264H194V263H193ZM225 264H226V263H225ZM233 264H234V263H233ZM235 264H236V262H235ZM240 264H241V263H240Z\"/></svg>",
    "mask_w": 264,
    "mask_h": 264
}]
</instances>
